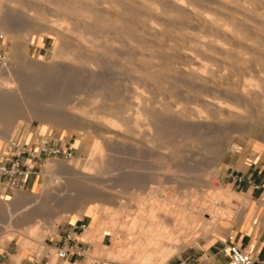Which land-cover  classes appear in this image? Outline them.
Wrapping results in <instances>:
<instances>
[{
	"label": "bare ground",
	"instance_id": "bare-ground-1",
	"mask_svg": "<svg viewBox=\"0 0 264 264\" xmlns=\"http://www.w3.org/2000/svg\"><path fill=\"white\" fill-rule=\"evenodd\" d=\"M8 2V4H11L9 2H13L14 5L17 4V8L21 7L22 9L30 12L31 14L33 13H37V14H34V15H38V13H42V15H46L47 16H52L53 18L55 17L56 19H54V23H57V28H56V34L57 36L62 40L64 39L65 42L63 45H65V47H61V48H64V51H65V56H66V59L67 61H69L70 65H69V69L70 71H74V72H81V74L85 75L87 74L90 75V76H94V75H104L102 73H105L107 72L105 69H107V65L110 64H113L112 67L113 68H118L116 70L113 69V70H116V79L118 78V80L121 82V84L119 85L118 82L119 81H111L115 86L116 84H118L119 86V89L115 91H117L115 93V97H111L110 99V96H107L106 93L109 92L107 90V92L104 91L105 95L107 96V98L109 97V99L107 101H105L104 99H107L104 97H101V95H99L100 92H102L104 90H106V87L109 86V84L106 86L104 85V82H106L107 79L105 78V81L102 82L101 84L104 85L105 88L103 87H100V85H98V95L97 93H95L96 91L93 90L92 88H85V89H92L94 91V93L96 94L95 97H90L89 99H84V98H81L80 95L81 94V90L78 91L77 88H80L81 87V83H80V80H82V78L80 77V80H79V83H80V86L76 83L77 86L79 87H76V88H73L72 87V90L69 91V94H68V97H67V102H60V104H64L62 107L65 108L64 110H67L69 108V110H73V111H81V113L85 116H92V117H87V118H84V120L82 119H78V118H75L74 116H72L70 114V112L68 111H62V112H57V110L55 109V107H60L56 104V102H53L55 103H52L49 101L50 103V106H47L48 104H46V106L42 103H40V100H39V106H42L44 105L47 109L44 111L42 109H38V108H33L31 106V102L33 104L34 101H32L33 99H35V97H29L28 95L30 94H25L24 93V83H29L27 85H29L30 87V84L33 82V78H34V75L33 76H30V77H25L24 76V72H22L21 70H19V72H14L11 71V69L9 70H6L4 72H1L0 73V139H9V138H13V134H14V131L15 129H17V127H20L21 124L24 122V121H27L28 118H30L29 120L31 119H35L37 120L40 124H44V123H48V125L50 124V126H54V125H57L59 127H72L74 129H81L80 131H82V129H91L93 132H95V134H97L96 138L94 139V142H93V145L91 147V151L88 155V159L84 162H82L81 164L79 165H76L74 166L73 169H68L66 168V166L64 167L62 164H59V163H55L54 167H56V170L54 168V172L51 170V169H47V171L45 172V181L43 183V185H41V187L38 189V191L34 194H30V193H26L24 191H20L16 196L18 200L22 201L23 202V205L22 203L20 204V201L18 202V204L22 205L20 207H16L15 205L16 204H13L16 208L13 209V208H10V204L11 202L9 201H6V200H2L0 199V242H3L5 241L6 239L8 240H11V239H15V238H19V242L22 244V246L26 245V242L28 241H38L39 243H41L40 240H42L45 236H47V234L49 233V231L51 230L52 228V224L55 222H61V221H64L66 220V217L69 216V214H71L70 216L72 215H76L78 217H81L83 215H88L91 219V223L89 224V226L86 228L85 232L87 235H90L92 233H95V232H98L100 229L103 228L104 225L108 224L110 225L109 227L113 228L112 230H116L117 229V226L122 223L121 222V219H122V212H123V209L125 208V201H123V197H122V190L124 191H131L132 193L135 194V201L138 205H144L146 203H149L150 205L147 206V209H146V214L144 215H138L137 217L133 216L131 217V219L127 222L126 226L128 228V230H130L131 233L134 232V229H135V226H136V223L138 222L139 224V227H140V242L142 243V245L145 246L146 248V252L144 253L145 254V257L143 258L142 262L145 263V264H148V262H152L153 260V257L158 254L160 256L161 259H169L171 258L172 256H174L175 254H177L178 252L184 250L186 248V246L190 243V242H194L204 231V228L206 227V225H208L207 222H211L210 220L212 219H215L217 216H219L221 212L218 213V211L220 210L221 211V207L219 205L220 203V199L217 198V199H214L212 198V195L210 193V183L208 180L206 179H201V178H198L197 180L194 178L193 180H196L194 181L193 183L189 184V185H192L195 187V190L194 191H191V196H190V200L192 201L193 203V206L191 207V209L187 210L186 207H187V204H186V198H187V195L185 194V189H187V184L184 182L185 180L180 181L178 179H176L175 177L173 176H170L167 172H163V173H156L158 174V177H152L150 178L149 180L147 181H144L142 182L141 180L139 181L137 178H129V177H124V176H121V175H118L116 173H113L114 171V168L111 170L112 168V163H111V155H110V147L114 144H112V142H115L116 143V140L118 139H122L124 137V134L125 132H128V133H131L130 136L132 135L134 131V129L138 128V126L140 124H144V126L147 127V132H145V134H147L146 136L149 137L147 140L150 141V143H152V141H155L157 138H158V127L157 125L159 124V122L163 121L161 120L162 116H160V121L157 120V111L156 109H159L157 108V105L159 104L157 101L158 99L155 100V98H150V99H147V97L149 96H146V99H143V96H142V99H141V96H138L137 93L134 92V90H132L131 87L129 86H125V81H123V79L125 78V75H128L126 73H124V69L123 68V65H126L124 63V61L126 60V58L129 56L128 55V51L131 53V58L133 60L136 59L137 60V67L141 64L140 62V55L142 52H139V48H141L140 45L144 46V44H150V42L148 43H143V40H142V36L143 37H146L144 36L145 34H149L151 35V38L154 36H156V32L159 30L158 27H155L153 26L152 24L155 23V20H156V15L154 13H157V6H153V3H149V0H131L129 1V7H131L130 5V2L131 4L133 5V8L136 7L137 9L135 10H131L130 11L127 6V3H128V0H6ZM203 1V0H202ZM200 0V3L202 2ZM211 1V0H210ZM215 1V0H214ZM223 0H220L219 2H222ZM226 1H229V0H226ZM232 1V0H231ZM248 2V0H246ZM252 1V0H250ZM249 1V2H250ZM259 1V0H258ZM262 1V0H260ZM159 2V3H158ZM158 2H156V4H160L161 3V6H166L168 7L169 4H171L172 6L174 5H177V6H182L181 8H183L185 5H186V11L188 12H185L187 14H185L184 16V11H182V9L180 8V10L183 12L181 13V15L183 16L182 18L184 17H187V15L189 17V21L188 23H191V21H193L192 24H194V21L196 22H201L203 21L204 24L206 25V27H210V28H216L217 31H220L219 33L221 34V32L227 34L228 31L224 28V27H227L226 23L228 24L229 20H231L229 18L228 21H225V25L224 26V23L223 25L221 24V21L220 22H216V20L214 21V19L212 18L211 19H208L207 16L210 14H208L207 12V15L205 16V14L203 15L202 13H200L199 11H196V8H195V5H197V0H158ZM199 2V1H198ZM207 2H209V0H207ZM216 3L215 4H218L217 6H220V3ZM237 2V1H236ZM239 4H241L240 6H236L238 7V9L240 10L241 8L239 7H243V3H241V1H238ZM237 2V4H238ZM245 2V1H244ZM254 2H256L255 4H257V1L254 0ZM168 3V4H167ZM186 3V4H185ZM203 3V6H204V3L205 2H202ZM211 3V2H210ZM213 3V1H212ZM211 3V4H212ZM225 3H230V4H234L235 2L231 3V2H225L223 3V7L225 8ZM263 3V2H262ZM8 4H4V3H0V30L7 34L8 36L12 37V38H15V36L17 35L16 34V27L15 25L13 26V21H12V17L14 16L15 14V17H16V13L14 11L13 13V16H12V13L10 12L11 10L9 9L8 7ZM199 4V3H198ZM207 4V3H206ZM205 6L208 8V6H211V7H214L215 4L213 3L214 6L212 5H206ZM243 4V5H242ZM248 4V3H247ZM250 4V3H249ZM251 4H254V3H251ZM255 4L252 6V8H257L258 6L255 7ZM155 5V4H154ZM202 5V4H201ZM200 5V6H201ZM228 5V4H226ZM260 6V4H258ZM264 5V4H263ZM13 6V5H12ZM160 6V7H161ZM162 6V7H163ZM174 6H173V9H174ZM176 6V7H177ZM199 6V5H197ZM230 6V5H229ZM233 6V5H232ZM159 7V8H160ZM171 6L169 5L168 7V10ZM216 7V6H215ZM222 7V9H223ZM228 8V6H226ZM235 7V6H234ZM11 8V7H10ZM14 8V7H13ZM20 8V9H21ZM157 8V9H159ZM195 8V9H194ZM201 8V7H200ZM219 8V7H218ZM217 8V9H218ZM221 8V6H220ZM232 8V7H230ZM247 8L249 9H252L249 7V5H247ZM246 8V9H247ZM12 9V8H11ZM172 8H170L171 10V13L173 12ZM179 10V7L177 8ZM197 9H199L197 7ZM209 9V8H208ZM213 9V8H212ZM215 9V8H214ZM234 9V8H233ZM232 9V12H235L233 11ZM237 8H235L234 10H236ZM249 10V9H247ZM23 10V11H24ZM161 9H159L160 11ZM165 10V7L164 9ZM177 10V11H178ZM185 10V8H184ZM200 10V9H199ZM202 10H203V7H202ZM206 10V9H205ZM211 10V9H210ZM216 10V9H215ZM224 10H228V9H224ZM231 10V9H230ZM230 10H229V13H230ZM239 10L237 11L239 13V17L237 18H240V16L242 15H247L248 13H243L244 12V9H243V12L241 11L242 15H240L241 13L239 12ZM242 10V9H241ZM260 9L258 8L257 9H254L252 11H259ZM13 11V10H12ZM18 11V10H17ZM16 11V12H17ZM21 11V10H20ZM25 11V14H27ZM145 12H148V14L152 13L154 14L155 16V19L153 20V23H148V18L145 19L147 20V22H145V20H139L140 17H139V21L137 20V22H128V20L131 18H129L127 20V15H135V16H141V19L143 18L142 16V13ZM162 11V10H161ZM161 15L163 13V11L161 12ZM204 11V10H203ZM212 11V10H211ZM216 11H219V10H216ZM22 12V11H21ZM165 12V11H164ZM176 12V11H175ZM174 12V13H175ZM179 12V11H178ZM205 12V11H204ZM210 12V11H209ZM219 12H221L222 14V11L220 10ZM235 12V14L237 13ZM19 13V12H18ZM17 13V14H18ZM24 12H22L23 14ZM29 13V15H31ZM143 13V14H144ZM159 13V14H160ZM166 13V12H165ZM164 13V14H165ZM168 14L170 12H167ZM206 13V12H205ZM214 13V11H213ZM216 13V12H215ZM225 13V12H224ZM223 13V14H224ZM251 13V12H250ZM260 13V12H259ZM258 13V14H259ZM262 14L263 11H261ZM260 13V15H262ZM24 14V15H25ZM147 14V13H145ZM149 14V15H150ZM157 13V16L159 15ZM177 14V13H176ZM180 14V12H179ZM178 14V16H179ZM218 14V13H217ZM220 14V17L221 19L223 18V14L221 15ZM227 16L225 15L224 17H228V13H226ZM253 14H257V13H252L251 16ZM148 15V16H149ZM161 15H159L160 17H162ZM167 15V14H166ZM166 15H163L166 17ZM180 15V16H181ZM19 16V15H18ZM17 16V17H18ZM32 16V15H31ZM29 16V17H31ZM41 16V15H40ZM43 17L41 16L43 19H46V18H50V17ZM135 16H133L134 18H136ZM145 16V15H144ZM147 16V17H148ZM168 16V15H167ZM170 16L173 18V13L170 14ZM179 16V17H180ZM210 16V15H209ZM216 16V14L214 15ZM231 16V15H230ZM229 16V17H230ZM237 16V15H236ZM251 16H249L250 18H252ZM21 17H24V16H20L19 19H21ZM27 17H28V14H27ZM26 17V18H27ZM39 17V16H38ZM170 17V18H171ZM179 17L177 20H179ZM212 17V16H211ZM218 17V15L216 16ZM232 17V16H231ZM243 17V16H242ZM249 17L247 19H249ZM258 17V16H257ZM263 17V16H262ZM14 18V17H13ZM36 18V17H35ZM40 18V17H39ZM145 18V17H144ZM153 18V16L151 17ZM164 18V17H162ZM186 18V19H187ZM219 18V17H218ZM234 18V17H233ZM246 18V16H245ZM256 18V16L254 17V19ZM260 17H258L259 19ZM16 19V18H15ZM23 19V18H22ZM22 19L20 21H22ZM41 19V18H40ZM150 19V18H149ZM165 20L168 19V18H164ZM162 19V21L164 20ZM176 19V18H175ZM185 19V18H184ZM217 19V18H216ZM219 19V20H221ZM225 19V18H224ZM244 18H242L243 20ZM253 19V18H252ZM251 19V20H252ZM262 18H260L261 20ZM31 20V19H30ZM29 20V21H30ZM36 20V19H35ZM39 20V19H38ZM50 20V19H49ZM53 20V19H52ZM51 20V21H52ZM129 20V21H130ZM159 20V19H157ZM181 20V18H180ZM226 20V19H225ZM238 20V19H237ZM241 20V18H240ZM241 20V21H242ZM259 20V21H260ZM264 18L261 20L263 21ZM15 21V20H14ZM16 21H18L16 19ZM15 21V23H17ZM25 21V19H24ZM28 21V20H27ZM40 21V20H39ZM37 21V22H39ZM132 21H135V20H132ZM169 21V20H168ZM171 21V19H170ZM173 21V20H172ZM176 21V20H175ZM174 21V22H175ZM185 21L182 19V22ZM254 21H257V20H254ZM257 21V23H260ZM34 23L36 25V22H33V21H30V24ZM43 22H48V21H43ZM42 22V23H43ZM160 22V20L158 21ZM166 23H168L167 21H164ZM172 22V27H176V26H173V23ZM177 22V21H176ZM175 22V23H176ZM181 21H179L178 23H180ZM181 22V23H182ZM222 22H224V20H222ZM234 22H236V18L234 20ZM245 22L249 23V20H245ZM252 24H253V21H251ZM26 24V22H24ZM40 23V22H39ZM53 23V22H51ZM161 24H164L162 22H160ZM158 23V24H160ZM165 23V25H162V26H167ZM177 23V24H178ZM184 23V22H183ZM182 23V24H183ZM233 22H231L230 25H232ZM244 22H242L243 24ZM245 23V24H246ZM256 23V24H257ZM24 24V25H25ZM29 24V23H27ZM34 24H32L33 26H35ZM50 24V23H48ZM156 24V23H155ZM160 24V25H161ZM176 24V25H177ZM187 22L184 24V26H187L186 25ZM203 24V23H202ZM204 24H203V27H204ZM234 24V23H233ZM237 24V22H236ZM234 24V25H236ZM239 26L241 24V22L238 23ZM17 25V24H16ZM39 25V24H37ZM36 25V26H37ZM51 25V24H50ZM159 25V26H160ZM180 25V24H179ZM190 25V24H189ZM188 25V28L191 26ZM197 25V24H196ZM199 25V23H198ZM197 25V26H198ZM201 25V24H200ZM233 25V26H234ZM251 25V24H250ZM263 25V24H262ZM19 26V25H18ZM21 26V25H20ZM29 26V25H28ZM32 26V27H33ZM35 26V27H36ZM171 26V25H169ZM195 26V24H194ZM196 26V27H197ZM243 26V25H242ZM254 26V25H253ZM252 26V27H253ZM257 26V25H256ZM261 26V25H260ZM31 27V25H30ZM29 27V28H30ZM52 27H55L54 25ZM171 27V28H172ZM181 27V26H180ZM179 27V28H180ZM193 27V26H191ZM230 27V26H229ZM237 28H239L237 25H236ZM248 29L250 28L249 27V24H248ZM24 28V27H23ZM158 28V29H157ZM167 28V27H166ZM169 28V27H168ZM168 28H167V34H168ZM209 28V29H210ZM235 28V26L233 27ZM232 27H230V29H232V31L234 30ZM236 30L238 32L241 33V31H239L241 29H237ZM245 28V27H244ZM254 28V27H253ZM256 28V27H255ZM254 28V29H255ZM259 28V27H258ZM18 29V27H17ZM20 29V28H19ZM22 29V28H21ZM40 29V28H39ZM165 29V28H163ZM177 27L175 29H171V30H176ZM183 29V27H182ZM186 29V28H184ZM209 29H207L208 31H210ZM246 29V28H245ZM244 29V30H245ZM260 29V28H259ZM37 30H38V27H37ZM41 30V29H40ZM54 30V29H53ZM162 30V27L161 29ZM166 30V29H165ZM164 30V31H165ZM170 30V28H169ZM191 32H192V28L190 29ZM195 30V29H194ZM205 30V28L203 29V31ZM234 30V31H236ZM243 30V29H241ZM243 30V33H245V36L249 38H251L252 36H248L246 35V32H244ZM253 30V29H251ZM250 30V31H251ZM257 30V29H256ZM255 30V31H256ZM20 31V30H19ZM31 31V30H30ZM55 31V30H54ZM177 31V30H176ZM174 32V34H177L179 31L181 32V30H179L178 32ZM185 31V30H184ZM196 31V30H195ZM206 31V30H205ZM204 31V32H205ZM217 31H216V34H217ZM230 30V32H232ZM233 31V32H234ZM236 31V33H238ZM246 31H249L246 29ZM253 30V33L255 32ZM264 31V30H262ZM260 31V33L262 32ZM161 32L162 34V31H159ZM173 33V31H171ZM169 32V34L171 33ZM179 32V33H180ZM183 32V31H182ZM181 32V33H182ZM187 32H189V30H187ZM185 31V33H187ZM203 32V33H204ZM215 33V30L213 31ZM212 32V33H213ZM232 32V33H233ZM252 32V31H251ZM258 32V31H257ZM256 32V33H257ZM53 33V32H52ZM166 34V32H164ZM171 33V34H172ZM193 33V32H192ZM192 33H189V34H192ZM203 33H201L202 35V39L204 38L203 37ZM207 33V32H206ZM205 33V34H206ZM211 35H213L211 39H214V34H212L211 32H209ZM209 33L207 35H209ZM219 33H218V36H219ZM259 33V32H258ZM259 33V34H260ZM264 33V32H263ZM157 34H160V33H157ZM164 34V35H165ZM168 34V35H169ZM173 34V35H174ZM187 33L188 36L191 37V35H189ZM196 34L197 33H194V36L196 37ZM204 34V35H205ZM224 34V35H225ZM229 34V33H228ZM227 34V35H228ZM239 34V33H238ZM237 34V36L239 37V35ZM247 34H250V33H247ZM172 35V36H173ZM186 35V36H187ZM223 35V36H224ZM231 35V33H230ZM229 35V36H230ZM233 35V34H232ZM231 35V36H232ZM236 35V34H235ZM257 35V34H256ZM19 38L20 36L17 35ZM16 36V38H17ZM62 36V37H60ZM154 36V37H155ZM161 36V35H160ZM166 36V35H165ZM171 36V35H170ZM171 36V38H172ZM176 36V35H175ZM187 36V37H188ZM193 34H192V38H194ZM198 38H199V34L197 35ZM218 36H216L215 38H217ZM229 36H225V39L226 37L229 38ZM240 36H243L242 39H244V35H241ZM148 39H149V36H147ZM157 37V36H156ZM155 37V38H156ZM162 37V36H161ZM164 37V36H163ZM162 37V38H163ZM168 37V36H167ZM167 37H164L167 39ZM178 37H182L178 34ZM177 37V38H178ZM186 37V38H187ZM207 37V36H206ZM205 37V38H206ZM208 37H211V36H208ZM220 37V36H219ZM237 37V39H238ZM18 38V39H19ZM154 38V39H155ZM178 38V39H179ZM185 38L184 36L181 38V40ZM185 38V39H186ZM222 38V37H221ZM231 38V37H230ZM229 38V39H230ZM233 39L235 38L232 37ZM232 38L230 39V41L232 40ZM240 38V37H239ZM144 39V38H143ZM146 39V40H148ZM152 40L151 41H156V40ZM158 39H161L160 37H158ZM170 39V38H169ZM174 39H176L174 37ZM209 39V38H208ZM210 39V40H211ZM220 40V38H217ZM241 39V40H242ZM142 40V41H141ZM164 40V39H163ZM180 40V39H179ZM184 40V39H183ZM190 40V39H189ZM192 40V39H191ZM193 40H196V39H193ZM192 40V41H193ZM198 40V39H197ZM196 40V41H197ZM204 40V39H203ZM206 40V39H205ZM215 40V39H214ZM213 40V41H214ZM223 40V39H222ZM239 40V39H238ZM237 40V43L239 42ZM247 40V39H246ZM246 40H243L244 43H246ZM252 40V39H251ZM262 40V39H261ZM22 41V40H21ZM20 41V42H21ZM24 41V40H23ZM60 41V40H59ZM150 41V40H148ZM168 41L167 40H164ZM163 41V42H164ZM191 41V42H192ZM195 41V43H196ZM212 41V40H211ZM227 41V40H226ZM19 42V41H18ZM25 42V41H24ZM140 42H142L140 44ZM144 42H146L144 40ZM162 42V41H161ZM170 42H171V39H170ZM170 42L168 45H170ZM173 42V41H172ZM172 46L173 44L176 46L175 43L179 44L178 41H175V43H172ZM182 41H180L181 43ZM199 42L201 43L202 41H200L199 39ZM205 42V41H204ZM222 42V41H221ZM219 42V43H221ZM228 42V41H227ZM226 42V43H227ZM233 42V40L231 41ZM235 42V40H234ZM248 42V40H247ZM154 44V42H152ZM157 43H159V40H157ZM157 43L155 42V44L157 45ZM190 43V42H188ZM194 43V42H193ZM198 43V42H197ZM207 43V42H206ZM210 43V41H208V44ZM216 43H218V41H216ZM218 43V45H219ZM242 43V44H244ZM249 43V42H248ZM251 43V42H250ZM55 44V43H54ZM153 44H151L150 47H147V48H154L155 46H152ZM154 44V45H155ZM161 44V43H160ZM165 44V42H164ZM199 44V43H198ZM202 44H205V43H202ZM223 44V43H222ZM239 43V45H242ZM247 44V43H246ZM245 44V49L247 48H251V47H247V46H250V45H246ZM253 44V43H252ZM58 45V43H57ZM56 45V46H57ZM163 45V44H162ZM189 45V44H188ZM192 45V44H191ZM189 46V49L190 47H193L192 46ZM217 45V46H218ZM224 45H227V44H224ZM224 45H222L224 47ZM230 45V44H229ZM238 45V46H239ZM18 46V44H17ZM147 46V45H146ZM161 46V45H160ZM159 46V47H160ZM165 45H163V48H164ZM167 46V45H166ZM165 46V48H166ZM185 46H186V43H185ZM197 46H201L200 45H197ZM209 46V45H208ZM211 46L216 50V48L213 46V44H211ZM210 46V47H211ZM216 46V45H215ZM221 46V44H220ZM253 47V45H251ZM145 47V46H144ZM158 47V46H157ZM181 47V46H180ZM187 47V46H186ZM211 47V48H212ZM219 47V46H218ZM230 47H233L232 45ZM229 47V48H230ZM235 47H237V45L235 44ZM231 48L232 50L235 48ZM247 47V48H246ZM19 48V46L17 47ZM146 48V49H147ZM152 48V52H153V49ZM156 48V47H155ZM162 48V49H163ZM169 48V46H168ZM173 48V47H172ZM178 48V51H174L172 49V51H174L175 54H177L179 52V47ZM197 48V47H196ZM199 48V47H198ZM201 48V47H200ZM204 48V47H203ZM206 50L207 51L208 49H210L209 47H207L206 45ZM204 48V49H205ZM212 48V49H213ZM220 48V47H219ZM219 48H217V50H220ZM222 48V47H221ZM13 49H16L15 45L12 47V50ZM20 49V48H19ZM145 49V48H144ZM162 49H159L161 52H162ZM170 49H171V46H170ZM176 49V48H175ZM188 51L190 53V56H191V52L193 53V50L189 51L187 48H184L183 50ZM195 49V48H193ZM213 49V50H214ZM18 50V49H17ZM63 50V49H62ZM156 50V49H155ZM158 50V48H157ZM165 50V51H164ZM183 50L180 51L183 53ZM211 50V49H210ZM210 50L208 51V53L210 52ZM224 50H225V47H224ZM223 48L222 50L220 51H224ZM229 50V49H227ZM57 51V50H56ZM141 51V50H140ZM147 51H149L147 49ZM168 51V49H163V53L162 55H165L164 52ZM170 51V50H169ZM166 52L167 56H163L164 57V60H167L166 57H169L168 53H171L172 51L170 52ZM202 51V50H201ZM204 51V50H203ZM204 51V52H205ZM17 52V51H16ZM146 52V51H145ZM144 52L143 56L146 55ZM156 52V51H155ZM154 52V53H155ZM158 52L157 51V54L155 55H158ZM179 52V53H180ZM188 52H186L187 54H189ZM214 52V51H213ZM217 52V51H216ZM229 52V51H227ZM231 52V50H230ZM229 52V53H230ZM233 52H235L233 50ZM11 55L14 54V59L17 61L19 60V55L17 56V54L13 51L10 52ZM154 53H150V56H149V53L147 56L150 57V59L152 60L155 56H154ZM219 53V51L217 52ZM221 53V52H220ZM224 53V52H223ZM222 53V54H223ZM236 53H238V51H236ZM252 53V52H251ZM260 53V52H259ZM172 54V58L176 57L178 58L177 56H174L173 53ZM170 54V55H171ZM207 54V53H205ZM221 54V55H222ZM234 54V53H233ZM232 54V55H233ZM161 55V54H160ZM182 55V54H181ZM201 55V54H200ZM224 55V54H223ZM227 56V54H225ZM246 55V54H245ZM22 56V55H21ZM174 56V57H173ZM188 56V57H190ZM225 56V58H226ZM231 56V55H230ZM239 57V55H237ZM236 56V57H237ZM27 57V56H26ZM130 57V56H129ZM128 57V58H129ZM133 57V58H132ZM157 57V56H156ZM160 57V56H159ZM182 57V56H181ZM187 57V58H188ZM207 57V56H206ZM250 57V56H249ZM25 58V57H24ZM127 58V60H128ZM143 57H141L142 59ZM148 59V57H146ZM170 59L169 60H172L171 57H169ZM180 58V57H179ZM186 58V57H185ZM191 58V57H190ZM194 57H192L193 59ZM224 58V59H225ZM234 58V57H233ZM129 59V61H130ZM156 59V58H155ZM210 59V58H209ZM232 59V58H231ZM243 59V58H242ZM22 60V58L20 59V61ZM112 60V61H110ZM114 60V62H113ZM145 60V58H143L142 60V63L143 61ZM163 60V59H162ZM197 60V59H196ZM195 60V61H196ZM226 60V59H225ZM240 60V59H239ZM244 60H246L244 58ZM134 61V60H133ZM131 62V63H134V62ZM149 61V60H148ZM156 61H159V60H156ZM174 61V59H173ZM171 61V62H173ZM182 61V60H181ZM194 61V60H193ZM194 61V62H195ZM201 61V60H200ZM243 61V60H242ZM113 62V63H111ZM150 62V61H149ZM155 62V60L153 61ZM152 62V63H153ZM165 62V61H164ZM171 62H169V66H174V64H170ZM184 62V61H183ZM198 62V61H197ZM205 62V61H204ZM212 62V61H211ZM248 62V60H247ZM258 62V61H257ZM263 62V61H262ZM23 63V66L25 69H29L31 70V72H33L32 74H41V72H39V69L42 70L41 66L38 64V63H34L33 61H31L30 59L28 58H25V60L22 62ZM60 63V61H59ZM129 63V62H128ZM139 63V65H138ZM146 63V62H145ZM151 63V62H150ZM149 66L150 69H152L154 67V64H152ZM157 63L158 65H161V63L159 62H155ZM181 63V62H180ZM219 63V62H218ZM240 63V62H239ZM243 63H245L243 61ZM250 63V62H249ZM144 64V63H143ZM166 64V63H165ZM168 64V63H167ZM166 64V65H167ZM179 64V63H178ZM209 64V63H208ZM238 64V63H237ZM235 64V65H237ZM241 64V63H240ZM252 64V63H251ZM135 65V66H136ZM156 66V68L159 69V66ZM163 65V64H162ZM165 65V68H167V66ZM176 65V64H175ZM184 65V64H183ZM193 65V64H192ZM200 65V64H199ZM222 65V64H221ZM247 65L248 64H245V68L246 70L247 69H253V68H247ZM254 65V64H252ZM127 66H129L127 64ZM126 66V67H127ZM134 66V65H133ZM142 66V65H141ZM143 66H147V63L146 65H143ZM142 66V67H143ZM170 66V67H171ZM202 66V64L200 65ZM204 66V65H203ZM226 66V65H225ZM234 66V65H233ZM241 66V65H240ZM240 66H236L237 68L239 67L238 69V72H242V71H239L240 70ZM251 66V65H250ZM21 67V66H20ZM40 67V68H39ZM55 67V66H54ZM125 67V66H124ZM131 66H129L130 68ZM141 67V68H142ZM148 67V66H147ZM148 67V69H149ZM170 67L168 69H166V71H171L170 70ZM176 67V66H175ZM194 67V66H193ZM243 66H241V69H242ZM251 67H255L256 71L258 70L257 67L254 65V66H251ZM22 68V67H21ZM20 68V69H21ZM22 68V69H24ZM58 68V67H57ZM146 68V67H145ZM163 68V66H162ZM178 68V67H177ZM181 68V66H180ZM183 68H185V70L187 69V67H182V70H179L181 71V74L183 72V77L185 79V76L186 77H189L192 78L190 79L193 80L195 79L194 81H197L198 82L200 81V85L199 86H196L193 87V88H190L191 91H189V89H185L184 92H190L189 96H191V92H192V98L191 97H188L191 102H188L189 100H187V103L188 106L190 104H193L194 106H197V107H201V109H205V110H208L209 111H212V113H215L214 115L211 114V112H209V115L216 119L218 118V121H222L223 120H228L227 122H229V120L231 121L232 119L236 120L237 121L239 120L238 117L240 115V113H242V110H243V113L245 110H249V109H252L253 107H256V108H259L258 110H263L264 111V76L263 74L259 76L256 75L255 72H253L257 77H258V80L256 82V84H252V83H249V81H247L246 78H243L242 80V77L245 76L246 73H244L246 70H244V74L243 76H241V80L237 77V75L235 76L237 79H239L240 81L237 82L236 80H234L235 82L234 83H231V81L228 82L231 83L228 85L225 86V82L227 80V74H223L225 75L226 78H223L222 76L223 75H220L221 76V79L223 78L225 80L222 79L220 81H223V82H220V85L219 83L217 82L216 85L214 84H211V78L209 80V77L208 74H206L204 72L203 75H201V73L199 71H197V67H196V71L193 69V70H190L188 69V71L184 70ZM190 68V67H188ZM204 68V67H203ZM202 68V69H203ZM206 68V67H205ZM204 68V69H205ZM208 68V67H207ZM235 68V66H234ZM233 68V69H234ZM24 69V70H25ZM62 69V68H61ZM67 70V67L65 68ZM128 69V68H127ZM132 68H130L129 70H131ZM144 69V68H143ZM143 69H139V68H135L133 67L132 70H135L136 74L137 73H140L141 71H143L144 73H148V71H144ZM147 69V68H146ZM147 69V70H148ZM157 69V70H158ZM172 69H174V67H172ZM176 69V68H175ZM173 70V72L175 71L176 73L174 74H177L179 73V71L176 69V70ZM192 69V68H191ZM201 69V68H200ZM199 69V70H200ZM232 69V68H231ZM16 70V69H15ZM28 70V71H29ZM44 70V69H43ZM42 70V71H43ZM56 70V69H55ZM60 70V69H59ZM108 70V69H107ZM132 70L129 71L132 73ZM156 70V71H157ZM164 70V69H163ZM190 70V71H189ZM207 70V69H206ZM204 70V71H206ZM210 70V69H208ZM223 70V69H222ZM264 71V69H262ZM261 70V71H262ZM63 71V70H62ZM110 71V72H109ZM107 73L110 75V73L112 72L111 70H109ZM128 71V70H127ZM178 71V72H177ZM214 71V69L212 70ZM211 71V72H212ZM219 71V70H218ZM235 70L233 72H230V75H232V73H235ZM253 71V70H252ZM251 71V72H252ZM45 72V71H44ZM142 72V73H143ZM172 72V71H171ZM200 74H199V73ZM203 72V71H201ZM210 72V73H211ZM221 72V71H220ZM225 72V71H224ZM223 72V73H224ZM247 72H250L249 70ZM250 72V73H251ZM50 73V71L48 72ZM106 73V74H107ZM114 74V71L112 72ZM130 73V74H131ZM141 73V74H142ZM152 73V72H151ZM149 73V74H151ZM215 75H216V70L214 71ZM213 73V74H214ZM222 73V72H221ZM249 73V74H250ZM67 74V73H66ZM75 74H78V73H75ZM80 74V73H79ZM134 74V72L132 73ZM146 74H144L146 76ZM148 74V76H149ZM207 75V76H204V75ZM212 74V75H213ZM218 74V72H217ZM237 74V73H236ZM240 74V73H239ZM248 74V76H250ZM27 75V74H25ZM82 75V77H83ZM112 75V74H111ZM110 75V76H111ZM143 75V74H142ZM154 75V74H153ZM230 75L228 76L230 78ZM247 75V74H246ZM40 76V75H39ZM77 76V75H76ZM79 76V75H78ZM109 76V77H110ZM113 76V75H112ZM124 76V78H123ZM129 76V75H128ZM128 76H126V78L128 79ZM133 77V75H131ZM210 76V74H209ZM233 76V77H234ZM239 76V75H238ZM246 76V77H248ZM253 76V75H251ZM69 77V76H68ZM100 77V76H99ZM131 77V78H132ZM141 77V76H140ZM144 77V76H143ZM152 77V76H151ZM177 77V76H176ZM213 77V76H212ZM215 77H218V76H215ZM240 77V76H239ZM71 78V77H69ZM73 78V77H72ZM86 78V77H85ZM89 78V76H88ZM92 78V77H91ZM114 78V77H113ZM112 77H110L111 80H114ZM125 78V79H126ZM138 78V76H137ZM150 78V77H149ZM159 78V77H158ZM214 78V77H213ZM220 78V77H219ZM228 78V79H229ZM250 78V77H248ZM96 79V78H95ZM124 79V80H125ZM135 79V78H134ZM140 79V78H139ZM138 79V80H139ZM153 79V77H152ZM188 79V78H187ZM187 79H185L187 81ZM218 79V78H217ZM233 79V78H232ZM251 79V78H250ZM253 79V78H252ZM37 80V79H36ZM39 80V79H38ZM41 80V79H40ZM86 80V79H85ZM84 80V81H85ZM94 80V78L92 79ZM89 79V84L90 82L92 81ZM100 80L102 81L101 77H100ZM149 81V79H146ZM155 80V79H154ZM176 80V79H175ZM179 80V79H178ZM245 80V81H244ZM32 81V82H31ZM83 81V82H84ZM88 81V80H87ZM87 81H85V83H87ZM99 81V82H101ZM108 81V80H107ZM131 81V79H130ZM190 81H187L184 83L182 82L180 84V81H179V85H184L187 83H189ZM193 81V82H194ZM214 81V80H213ZM212 81V82H213ZM217 81V80H215ZM219 81V80H218ZM247 81V82H246ZM250 81H253V80H250ZM254 81H256V79L254 78ZM39 82V81H38ZM93 82V81H92ZM91 82V83H92ZM95 82V81H94ZM93 82V83H94ZM110 82V83H111ZM119 82V83H120ZM124 82V84H122ZM134 82H136L134 80ZM139 81H137L138 83ZM144 82V81H142ZM156 82V81H155ZM160 81L156 82V83H159ZM36 83V82H35ZM42 83V82H41ZM40 83V84H41ZM107 83V82H106ZM111 83V84H112ZM116 83V84H115ZM130 83L129 85L131 86V82H128ZM128 83H126L128 85ZM133 83V82H132ZM135 84V85H132V86H136L138 84ZM169 83V82H168ZM175 83V82H174ZM192 83V81H191ZM224 86H222V84ZM254 83V82H253ZM72 83V86L74 85ZM88 84V83H87ZM134 84V83H133ZM152 84V82H151ZM195 83H193L194 85ZM198 84V83H197ZM227 84V83H226ZM26 85V86H27ZM32 85V84H31ZM33 85H34V82H33ZM48 85V84H47ZM75 85V86H76ZM86 85V84H85ZM84 85V86H85ZM139 85H144V84H139ZM186 85L184 86V88L186 87ZM189 85V84H188ZM255 85V87L253 86ZM40 86V85H39ZM83 86V84H82ZM83 86V87H84ZM90 86V85H89ZM87 86V87H89ZM93 86V85H92ZM96 86V85H94ZM93 86V88H95ZM146 86V85H145ZM144 86V87H145ZM150 84L146 87H149ZM174 85H172L173 87ZM176 86V84H175ZM33 87V86H31ZM30 87V88H31ZM41 87V86H40ZM49 87V86H48ZM47 87V88H48ZM91 87V86H90ZM117 87V86H116ZM139 87V86H137ZM142 87V86H141ZM145 87V88H146ZM180 87V86H177V88ZM182 87V86H181ZM191 87V86H190ZM27 88V87H26ZM35 88H38V87H35L34 86V89ZM97 88V87H96ZM102 88V89H101ZM150 88L149 87V91H148V94L150 91ZM153 88V87H152ZM151 88V89H152ZM167 88H170V87H167ZM183 88V87H182ZM188 88V87H187ZM68 89V88H67ZM76 89V90H75ZM84 89V88H83ZM101 89V90H100ZM108 89V88H107ZM110 89V88H109ZM113 89V87H112ZM139 89V88H138ZM154 89V88H153ZM152 89V90H153ZM176 87L173 89L175 90ZM180 88H178V91H179ZM24 90V91H23ZM114 90V89H113ZM112 91V93L114 94L115 91ZM137 90V88H136ZM148 90V89H147ZM155 90V89H154ZM154 90L152 92H154ZM172 89L170 90L171 92L173 91ZM184 90V89H183ZM183 90L179 91V92H182L183 93ZM256 90V91H255ZM27 91V90H26ZM32 91V90H31ZM86 90H82L83 93H85ZM92 91V92H93ZM100 91V92H99ZM110 91V92H111ZM168 91V90H167ZM170 91H168L170 94ZM177 89L174 92H176ZM255 91V93H254ZM87 92V91H86ZM92 92L88 93L91 94L92 96ZM147 92V91H146ZM178 92V95L180 94ZM140 93V92H138ZM158 93V91H157ZM157 93H155L156 95H158ZM60 94V93H59ZM103 94V92H102ZM109 94V93H108ZM177 94V93H176ZM185 94V95H186ZM44 95V94H43ZM150 95L154 96L153 94L150 93ZM160 95V94H159ZM172 95V94H171ZM170 95V96H171ZM184 95V94H183ZM180 96V97H184V96ZM37 96V95H35ZM86 96V95H84ZM83 96V97H84ZM114 96V95H112ZM165 96V95H164ZM156 97V96H154ZM158 97V96H157ZM156 97V98H157ZM160 97V96H159ZM158 97V98H159ZM168 97V95H167ZM186 97V98H187ZM163 98V97H162ZM176 98V97H175ZM37 99V97H36ZM39 99V98H38ZM37 99V101H38ZM66 99V98H65ZM161 99V98H160ZM164 99V98H163ZM163 99L161 100L163 102ZM170 99V98H169ZM172 99V98H171ZM177 101L179 100L178 97L176 98ZM174 100V99H173ZM182 100V98H181ZM185 100V98H184ZM57 101V100H55ZM165 101V100H164ZM170 101V100H169ZM168 101V102H169ZM176 101V100H175ZM42 102V100H41ZM161 102V103H162ZM183 102V101H182ZM36 103V102H35ZM34 103V104H35ZM46 103V102H45ZM165 102H163L164 104ZM173 103V101H172ZM176 103V102H175ZM179 103V102H177ZM186 103V102H185ZM33 104V105H34ZM41 104V105H40ZM166 104V103H165ZM170 104V102L168 103V105ZM183 104V103H182ZM167 105V104H166ZM178 105V104H177ZM192 105V107H193ZM165 106V105H164ZM171 106V105H169ZM176 106V104L174 105ZM173 106V107H174ZM187 106V105H186ZM191 106V105H190ZM85 107H87L85 110ZM168 106H166L165 108H167ZM172 107V106H171ZM177 107V106H176ZM175 107V108H176ZM179 107H181L179 105ZM43 108V107H42ZM61 108V107H60ZM67 108V109H66ZM164 108V107H162ZM173 108V109H175ZM184 107H182L183 109ZM194 108V107H193ZM249 108V109H248ZM171 109V110H173ZM180 109V108H178ZM177 109V110H178ZM189 109V108H188ZM196 110V108H194ZM255 109V108H254ZM56 110V111H55ZM169 110V109H168ZM167 110V111H168ZM169 110V111H171ZM184 110V109H183ZM193 110V109H192ZM199 111H201L200 109H198ZM197 110V114L199 113ZM239 110H241V112H239ZM256 110V109H255ZM166 111V109L164 110ZM166 111V113H167ZM174 111V110H173ZM182 111V110H181ZM179 111L178 116H179V113L181 112ZM254 111V110H253ZM259 111V112H260ZM160 110L158 111V114H161L159 113ZM162 112V111H161ZM176 112V110H175ZM185 112V111H184ZM191 112V111H190ZM207 111H205L206 113ZM163 113V112H162ZM164 113V114H166ZM186 113H188V111H186ZM185 113V115H186ZM246 113V112H245ZM254 113V112H253ZM263 113V112H261ZM169 114V112H168ZM166 114V116L168 115ZM174 114V112H173ZM192 114V112H191ZM208 114V113H207ZM247 114V113H246ZM251 114L250 112L247 114L249 115ZM80 115V114H79ZM81 115V116H83ZM171 115V113L169 114ZM183 115V114H182ZM195 115V113L193 114ZM245 115V114H244ZM252 115V114H251ZM176 116V115H175ZM180 116H181V113H180ZM190 117H193L191 115H189ZM208 115H206L207 117ZM241 116V119L242 120V114L240 115ZM257 116V115H256ZM165 118V116H163ZM171 117V116H170ZM174 117V116H173ZM185 117V116H184ZM190 117H187V118H190ZM197 117H200L197 116ZM196 116H194V119L197 118ZM205 117V119L207 120V118ZM209 117V116H208ZM209 117V119L211 118ZM168 118V117H166ZM172 118V117H171ZM176 118H179V117H175V121H176ZM211 118V119H212ZM246 118V117H245ZM252 118V117H251ZM255 118V117H254ZM258 118V117H257ZM184 120L183 117L180 118V120ZM202 119V118H201ZM253 119V118H252ZM166 120V119H165ZM164 120V121H165ZM173 120V119H171ZM169 120V121H171ZM190 120V119H188ZM199 120V118H198ZM197 122H200L198 121ZM205 120V121H206ZM217 120V119H216ZM63 121H66V125H64L62 122ZM140 121H143V123H140ZM157 121L158 124H157ZM175 121H173L175 123ZM177 121H179V119H177ZM187 121V119L185 120ZM193 121V119H192ZM211 121L213 124H217L213 122V120H209ZM208 121V123H209ZM168 122V120H167ZM166 122V123H167ZM182 122V121H181ZM180 122V123H181ZM195 122V121H194ZM192 122V123H194ZM195 122V123H197ZM204 124V121L202 120L200 123ZM211 122L209 125H211ZM236 122V121H235ZM164 123V122H162ZM179 123V122H178ZM184 123V122H183ZM189 123H191V121H189ZM207 123V124H208ZM225 123V122H223ZM219 125V126H222V124ZM240 123V122H239ZM165 124V123H164ZM170 124V123H169ZM182 124V123H181ZM179 124V126L181 125ZM167 125V124H166ZM173 125V124H171ZM175 125V124H174ZM187 125L188 124V121H187ZM215 125V126H216ZM176 126H177V123H176ZM190 126V125H189ZM215 126L213 125L212 127L215 128ZM238 126V125H237ZM102 127L106 128V130H102ZM145 127V128H146ZM160 127V126H159ZM162 127V126H161ZM165 127V126H164ZM170 127V126H169ZM178 127V126H177ZM183 127V126H182ZM181 127V128H182ZM206 127V126H205ZM211 127V126H210ZM143 128V127H141ZM180 128V129H181ZM194 128V127H193ZM196 128V127H195ZM202 129V127H200ZM208 129V125L206 127ZM140 129V127H139ZM165 129V128H164ZM204 129V128H203ZM210 129V128H209ZM215 129H219L218 128H215ZM227 129V128H226ZM161 130V129H160ZM168 130V129H167ZM166 130V131H167ZM183 130V129H182ZM211 130H213L211 128ZM210 130V131H211ZM220 130V129H219ZM138 131V130H137ZM141 131V130H140ZM162 131V134H163V129L161 130ZM170 131V130H169ZM167 131V132H169ZM176 131V130H174ZM178 131V130H177ZM180 131V130H179ZM185 131V129H184ZM198 131V130H197ZM92 132V133H93ZM142 132V131H141ZM142 132V133H143ZM166 132V133H167ZM192 132V131H191ZM216 132V131H215ZM138 133V135L140 136L141 133L138 132H135L133 133L136 134ZM165 133V132H164ZM174 133V132H173ZM178 133V132H177ZM183 133V132H182ZM185 133V132H184ZM193 133V132H192ZM207 133V132H206ZM212 133V132H211ZM234 133V132H233ZM168 134V133H167ZM166 134V135H167ZM186 134V133H185ZM195 134V133H194ZM126 135V134H125ZM129 135V134H127ZM164 135V134H163ZM170 135V133L168 134ZM187 135V134H186ZM207 135V134H205ZM123 136V137H122ZM136 136V135H135ZM160 136V134H159ZM165 136V135H164ZM171 136H175V135H171ZM179 136V135H178ZM141 137V136H140ZM162 137V136H161ZM177 136H175L176 138ZM182 137V136H181ZM192 137V136H191ZM190 137V138H191ZM126 137H124V139H122L123 141L129 139L127 137V139H125ZM132 138V137H130ZM160 138V137H159ZM174 138V137H173ZM173 138L171 140V137L170 139H168L167 141H169V143H172L170 141H173ZM174 138V139H175ZM179 138V137H178ZM196 137H194L195 139ZM143 139V136L142 138ZM161 139V138H160ZM167 139V137H166ZM165 139V140H166ZM193 139V138H192ZM122 140H119L117 142H122ZM133 140V139H132ZM164 138H163V141H165ZM129 141V140H127ZM131 141V140H130ZM145 141V140H144ZM147 141V142H148ZM175 142L177 141V138L174 140ZM182 141V138L181 140ZM186 141V140H185ZM183 141V142H185ZM132 142V141H131ZM146 142V141H145ZM156 142L159 143V140H157ZM162 142V141H161ZM160 142V143H161ZM166 142V141H165ZM178 142V141H177ZM159 143V144H160ZM164 143V142H163ZM162 143V144H163ZM168 143V142H166ZM147 144V143H146ZM160 144V145H162ZM173 144V143H172ZM178 144V143H177ZM181 144V142H180ZM149 145V143H148ZM152 145V144H151ZM150 145V146H151ZM155 145V144H154ZM164 145V144H163ZM170 144H168V148ZM174 145V144H173ZM153 146V145H152ZM166 146V145H165ZM183 146V145H182ZM149 147V146H148ZM161 147V146H159ZM158 147V148H159ZM181 147V146H180ZM162 148V147H161ZM167 148V149H168ZM174 148H177V147H174ZM183 148V147H182ZM166 150V148H164ZM152 150V149H151ZM162 150V149H161ZM170 150H172L171 148L168 150L170 152ZM177 150V149H176ZM159 151V150H158ZM168 151H164V153H168ZM112 152V151H111ZM180 152V151H179ZM159 153V152H158ZM174 153V152H173ZM163 154V153H162ZM177 154V153H176ZM180 155V154H179ZM175 156V155H174ZM173 157V156H172ZM176 159V158H175ZM177 160V159H176ZM178 161V160H177ZM161 165V164H160ZM163 166V165H161ZM69 167V166H67ZM164 167V166H163ZM167 166H165L166 168ZM49 168V167H48ZM151 168V167H150ZM157 168V167H156ZM164 168V169H165ZM163 168L161 167H158L156 170H164ZM155 170V169H154ZM159 172V171H158ZM162 172V171H161ZM184 173V172H183ZM173 174V173H172ZM199 175V174H198ZM179 176V175H178ZM75 182H81V183H85L86 184H94V188H90L91 191L89 194H84L82 196H79L77 194V192L73 189H71V183H75ZM169 183H179V186H180V204L178 207L176 208H173L171 206V203L169 202V197H165L164 193L165 190H164V185H167ZM84 185V184H83ZM36 187V186H35ZM33 187V188H35ZM192 187V186H191ZM194 189V188H193ZM192 189V190H193ZM88 191V189H87ZM187 191V190H186ZM179 192V193H180ZM187 193V192H186ZM81 194V192H80ZM234 194V193H232ZM239 197V195H236V197ZM15 197V198H16ZM159 197H162L161 199ZM233 197V196H232ZM235 197V198H236ZM231 198V197H230ZM234 198V197H233ZM232 199V198H231ZM235 200V199H234ZM245 200V199H244ZM236 201L238 202V199H236ZM241 201V200H240ZM13 202V201H12ZM17 204V206H18ZM12 205V204H11ZM101 209V217H96L94 214L96 212L97 209ZM242 210L243 213L246 212L247 210V207L244 206L242 207ZM203 214H206L207 216H209V219H207V222H205L204 224L202 223V215ZM243 215V214H242ZM107 221V222H106ZM106 228V227H105ZM108 229V228H107ZM206 229V228H205ZM133 230V231H132ZM96 234V233H95ZM84 236V235H83ZM91 238V237H90ZM28 246V244H27ZM22 248V247H21ZM165 262V261H164ZM165 264V263H163Z\"/></svg>",
	"mask_w": 264,
	"mask_h": 264
},
{
	"label": "rangeland",
	"instance_id": "rangeland-1",
	"mask_svg": "<svg viewBox=\"0 0 264 264\" xmlns=\"http://www.w3.org/2000/svg\"><path fill=\"white\" fill-rule=\"evenodd\" d=\"M129 1H131V0H128V3H127V6L129 7ZM199 1V2H198ZM202 1V0H201ZM212 1H213V3L215 4V2L216 3H218L220 0H209V2H207V0H203L202 2H205L204 3V6H203V3L201 2L200 3V0H197V2H195V3H197V5H199V6H197V5H195V8H196V11H202V12H200V13H202L203 15L205 14V16L207 15V12H208V14L210 15H208L207 16V18L208 19H211L212 20V18L214 19V21L216 20V22L218 21V22H220L221 21V24L223 25V23H224V26H226L227 25V27H224L227 31H228V35L227 34H225V33H223V32H221V34L219 33L220 31H217L216 30V28L214 29V28H210V27H206V25L204 24V22L203 21H201V22H196V21H194V24H195V26H194V24H192L193 23V21H191V23H188V21H189V18H187V17H189L188 15H187V17H184V18H182L183 16L181 15V13H183L182 11H184V16H185V14H187L188 12L186 11V5L183 7V8H181L182 6H177V5H173L174 6V9H173V6L171 5V4H169L171 7L170 8H172L173 10V18H174V16H175V18L174 19H172V17L170 16V14H172L171 13V10H170V8H169V10H168V7H169V5H168V7H167V5L166 6H161V3L160 4H158L159 2H158V0H149V3H153V6L155 7V6H157V8H159L160 6V8L159 9H161L162 11H163V13H162V15H161V13H160V11H159V9H157L156 8V10H157V13L159 14V15H161L162 17H164V18H168V19H164V18H162V17H160L159 15L157 16V13H154V14H148V12H145V13H147V14H145L144 13V11H143V13H142V16H143V18L141 19V16H135V15H127V20L129 19V18H131V20L129 21L128 20V22H137V20L139 19V17H140V19L139 20H145V19H147L148 20V23H153V20L155 19V17H156V20H155V23H151L153 26H155V27H158L159 28V30L156 32V36H155V34H154V36L156 37H152L151 38V35H149V34H145L144 36H146V37H143L142 36V40H143V43H149L150 42V44H144V46H142V45H140L141 46V48H139V52H142L143 54H144V52H145V54L146 55H144L143 56V54L141 53V55H140V61H138V62H140L141 64L139 65V63H138V67H137V60L136 59H134L133 57V60L132 59H130L131 58V51L129 52L128 51V55L130 56H128L127 58H128V60H127V58H126V60L124 61V63L126 64H128L129 66H131L130 68H132L133 69V67H134V69L135 68H139V69H143L144 71H148V73L146 74V73H144L143 71H141L140 73H137L136 74V72H135V70H132V73L134 72V74H132L131 72H129V71H131V70H129L130 68H129V66H127V64L126 65H123V68H125L124 69V73H126V74H128V75H125V78H126V76H128V79L126 78H124V76H123V78L125 79H123V81H125V86H129V87H131L132 88V90H134V92L135 93H137L138 94V96H141V99H142V96H143V99H146V96H149V97H147V99H150V98H155V100L156 99H158L157 101H159L158 103V105H157V108H159V109H156V110H160V112L159 113H161V114H158V111H157V120H159L160 121V116H162V118H161V120H163V121H161V122H159V121H157V124H158V122H159V124L157 125V127H158V138L155 140V141H152V143H150V141H148L147 139L149 138V137H147L146 135L147 134H145V132H147L148 130H147V127L146 126H144V124H140L139 126H138V128H136V129H134V131L135 132H138L139 131V133H141L140 134V136L138 135V133H136V134H134L133 135V133H135V132H133L132 133V135L130 136V134L131 133H128V132H125V134H124V137H126L125 139H127V137L129 138V139H127V140H129V141H127V140H125V141H123L122 139H124V137L121 139H118V140H116V143L115 142H112V144H114V145H112L111 147H110V155H111V163H112V168H111V170L114 168V172L113 173H116V174H118V175H121V176H126V177H129V178H137L139 181L141 180H144V181H147V180H149L150 178H152V177H158V174H156V173H163V172H167L170 176H173V177H175L176 179H178V180H180V181H182L183 182V180H185L184 182L187 184L186 186H187V189H185L184 191H185V194L187 195V198H186V204H187V207H186V209L187 210H189V209H191V207L193 206V203H192V201L190 200V196H191V191H194L195 190V187L193 186V184L192 185H189V184H191V183H193L194 181H196L198 178H201V179H206V180H208L209 181V183H210V193H211V195H212V198H214V199H217V198H219L220 199V203H219V205H220V209H221V211L219 210L218 211V213L219 212H221V213H219L220 215L219 216H217L215 219H212V220H210L211 222H207V219H209V216H207L206 214H203L202 215V217H203V219H202V223L204 224L205 222H207L208 223V225H206V229L204 228V231H203V233L194 241V242H190L187 246H186V248L184 249V250H182V251H180V252H178L177 254H175L174 256H172L171 258H169V259H167V260H163V259H161L160 258V256L158 255V254H156L154 257H153V260H152V262H148V264H163V263H165V264H177L181 259H182V257L185 255V254H187L188 252H190L191 250H192V248H194V247H198V248H203V249H205L209 244H211V243H213V242H215L216 241V239L218 238V237H220L221 235H224L225 233H226V230H225V227L228 225V224H231V223H235V222H237L238 221V218H239V216L240 215H244L245 214V212L243 213V211L244 210H242V207H244V206H246L247 207V201L246 200H244L241 196H237L236 197V194H232L233 193V191H230L229 189H227V188H225L224 187V185L222 184L223 183V180H224V178L226 177V175L228 174V171H229V165L231 164V161L233 160V159H235L239 154H236V153H232V148L233 147H235V146H240V147H242V149H243V152L244 151H250V150H253V149H256V150H260V154L262 155V156H264V111L263 110H258L259 108H256V107H253L252 109H249V110H245L244 111V113H243V110H242V113H240V115L242 114V120H240L241 119V116L239 115V117H238V121H237V119L236 120H234V119H232L231 121L229 120V122H227L228 120H223V122H225V123H223L222 121H218V118H216V119H214V118H212L211 116L212 115H214L215 113H212V111H209V112H211V116L209 115V112H208V110H205V109H201V107H197V106H194L193 104H190L189 106H188V104L189 103H187V100H189L188 102H191V98H192V92H191V96H189V95H187V94H189L190 92H184L185 91V89L187 90V89H189V91H191L190 90V88H193V87H195V85L196 86H199L201 83H200V81L198 82V80L197 81H194L195 79H193V80H191L192 81V83H191V81H190V79H192V78H190L189 79V77H186L185 76V79H187V81H190L189 83H187V85L186 84H182V85H179L178 83H179V81H180V84L183 82L184 83V81L185 82H187L185 79H184V77H183V75H185V74H183V72H182V74H181V71H179V70H182V67H187V71H188V69H190V70H195L196 69V67H197V71H199L200 73H201V75H203L204 74V72L206 73V74H208V76L205 74L204 76H207V77H209V80H210V78H211V84H214V85H216V83L218 82L219 83V85H220V82H223V81H220V80H222L223 78H226L227 77V80H226V82H225V80H224V84H225V86L226 85H228V83L231 81V83H234L235 81L234 80H236L237 82H239L241 79V76H243V74L244 73H246L245 74V76H243L242 77V80H243V78H246L247 79V81H249V83H252V84H256V82H257V80H258V77H260L262 74H263V76H264V71L262 70V69H264V31H262V30H264V20L263 21H261L263 18H264V14H262L261 13V11H263V13H264V0H262V1H258V0H255V1H257V4H255L256 2H254V0H252V1H250V0H248V2L246 1V0H229V1H226V0H223L222 2H219L220 3V6H221V8H220V6H217L218 4H215V6L213 5V3H212ZM224 1L225 2H231V3H233V2H235L234 4H230V3H225V8L223 7L224 5H223V3H224ZM238 1H241V3H245L244 5H243V7L241 6V7H239V8H241L240 10L238 9V7H236V6H240L241 4H239V2H238V4H237V2ZM245 1V2H244ZM250 1V2H249ZM156 2H158L157 4H156ZM212 4H211V3ZM263 2V3H262ZM0 3H4V4H8V2L6 1V0H0ZM9 3H11V4H8V7H9V5H10V7L12 8H10L9 7V9L11 10L10 12L12 13H14V11L16 10H18L17 12L15 11V13H16V17H15V14H14V16H13V13H12V16L14 17H12L11 19H12V21H13V26L15 25V27H16V34L17 35H19L20 36V38L17 36V38H16V36H15V38H12V37H10V36H8L7 34H5V36H6V38H7V41H8V47H9V52H12L13 51V53L15 52L16 54H17V56L19 57V60H15L14 59V54L13 55H11V53H10V55H11V62H12V68H11V71H13L14 70V72L16 73V72H19V70H21L22 72H24V71H26V72H24V76L25 77H30V76H33L34 75V80H33V82H34V85H33V82L30 84V87L31 86H33V87H29V85H27V84H29V83H24V93L25 94H30V95H28L29 97H35V99H33L32 101H34V100H36V101H34L33 102V104H32V102H31V106L33 107V108H38V109H42V110H46L47 108L45 107L46 106V104H48L47 106H50V103H49V101L50 102H52V103H54V102H56V104L58 105V106H60V107H55V109L57 110V112H62V111H68V112H70V114L72 115V116H74L75 118H78V119H82V120H84V118H87V117H92V116H85L84 117V115L81 113V111H73V110H69V108L67 109V110H64L65 108H63L62 106L64 105V104H60V102L62 103V102H67V97H68V94H69V91L70 90H72V87L73 88H76V87H79L80 86V83H81V87L80 88H77L78 89V91H80L81 89L84 91V90H86L85 91V93H83L82 92V90L80 91L81 92V94L82 95H80L81 96V98H84V99H89L90 97L92 98V97H95L96 96V94L95 93H97V95H98V85H100L99 86V88L100 87H103V88H105L108 84H109V86H107L106 87V90H104V89H102L103 91V94H102V92H100L99 93V95H101V97H103V96H105V98H107V96H110V99H111V97L113 98V97H115L116 95H115V93L117 92V91H115V89L116 90H118L119 89V85L121 84V82L118 80V78L116 79L115 77L117 76L116 75V70L118 69V68H116V70H113V69H115V68H113L112 67V65L113 64H110L109 63V65L110 66H108L107 65V69H105L107 72L109 71V70H111L112 72L114 71V74L111 72L110 73V75L107 73H105V71H104V73H102V74H104V75H99L100 77H101V79H102V81L100 80V77L98 76V75H94V76H90V75H88L89 76V78H88V76H87V74H86V76L85 75H83V74H81V72H74V71H70V69H69V65H70V63H69V61H67V59H66V56H65V51H64V48H61V47H65V45H63L64 44V42H65V40L63 39L62 40V38L60 39L58 36H57V34L55 33L56 32V28H57V23H54V19H56L55 17L53 18L52 16H47V14L46 15H42V13L40 14V13H38V15L36 16V15H34V14H37V13H30V12H28V11H26V10H24V9H22L21 7H19V8H17L18 7V5L17 4H15L14 5V3L13 2H9ZM199 3V4H198ZM207 3V4H206ZM248 3V4H247ZM250 3V4H249ZM251 3H254L255 4V7L256 6H258L257 8H252V6L254 5V4H251ZM155 4V5H154ZM168 4V3H167ZM186 4V3H185ZM202 4V5H201ZM205 4L206 5H212V6H214V7H211V6H208V8L205 6ZM226 4H228V5H226ZM258 4H260V6L258 5ZM13 5V6H12ZM130 5H131V7H129L128 9L130 10V11H132V10H135V9H137L136 7H134L133 8V5L131 4V2H130ZM201 5V6H200ZM223 5V6H222ZM230 5V6H229ZM233 5V6H232ZM247 5H249V7L250 8H252V9H249V8H247ZM15 6H17V7H15ZM177 6V7H176ZM226 6H228V8L226 7ZM235 6V7H234ZM14 7V8H13ZM164 7H165V10H163L164 9ZM179 7V10L177 9ZM197 7L200 9H197ZM201 7V8H200ZM202 7H203V10L206 12H204L203 10H202ZM219 7V8H218ZM222 7H223V9H222ZM230 7H232V8H230ZM254 7V6H253ZM21 8V9H20ZM132 10H131V9ZM180 8L182 9V11L180 10ZM184 8H185V10H184ZM194 8V9H195ZM213 8V9H212ZM216 10H221L222 11V14H223V18L221 19V17H220V14H221V12H219V11H216ZM218 8V9H217ZM235 8H237L236 10H234ZM249 9V10H247V9ZM258 8L260 9L259 11H252V10H254V9H257L258 10ZM206 9V10H205ZM212 11H211V10ZM224 9H228V10H224ZM231 9V10H230ZM232 9H233V11H235V12H237L238 10H239V12L241 13V11L243 12V9H244V14L245 13H248L247 15L245 14V15H242V13L240 14V15H242V16H240V18H241V20H242V18H244L242 21L240 20V18H237V17H239L238 15H239V13L237 12L236 14H235V12H232ZM245 9L247 10V11H245ZM13 10V11H12ZM24 12L23 14H22V12ZM24 10V11H23ZM180 12V14H179V12ZM229 10H230V13H229ZM25 11H26V13L28 14V17H27V14H25ZM161 11V12H162ZM166 13H165V12ZM176 11V12H175ZM210 11V12H209ZM213 11H214V13H213ZM19 12V13H18ZM167 12H170L169 14L167 13ZM175 12V13H174ZM185 12H187V13H185ZM216 12V13H215ZM251 12V13H250ZM257 13L256 15L255 14H253L252 16H251V14L252 13ZM262 14V15H260V13ZM18 13V14H17ZM29 13L32 15H29ZM165 13V14H164ZM177 13V14H176ZM218 13V14H217ZM226 13H228V17L226 18V17H224L225 15L227 16V14ZM259 13V14H258ZM25 14V15H24ZM168 16H167V15ZM178 14H179V16H178ZM216 14V16L218 15V17H216V16H214ZM221 14V15H222ZM19 15V16H18ZM43 16L44 18L47 16V17H50V18H46V19H43L41 16ZM145 15V16H144ZM149 15V16H148ZM163 15H166V17L165 16H163ZM232 17H231V16ZM237 15V16H236ZM18 16V17H17ZM20 16H24V17H21V19H22V21H20L21 19H19L20 18ZM29 16H31V17H29ZM41 18H39V17ZM131 16V17H130ZM133 16H135L136 18H134ZM148 16V17H147ZM153 16V18H151ZM155 16V17H154ZM212 16V17H211ZM230 16V17H229ZM245 16H246V18H245ZM249 16H251L252 18H250ZM256 16V18L254 19V17ZM260 17V18H262L261 20H260V18L258 19V17ZM263 16V17H262ZM27 17V18H26ZM36 17V18H35ZM145 17V18H144ZM171 17V18H170ZM178 17H179V20H177L178 19ZM234 17V18H233ZM249 17V19H247ZM18 20V21H16V19ZM150 18V19H149ZM180 18H181V20H180ZM187 18V19H186ZM217 18V19H216ZM226 20H225V19ZM229 18L231 19V20H229ZM235 18H236V22H237V24H236V22H234V20H235ZM24 19H25V21H24ZM31 19V20H30ZM36 19V20H35ZM40 21H39V20ZM50 19V20H49ZM53 19V20H52ZM157 19H159L160 20V22H162V23H164V24H161L160 22H158L159 20H157ZM162 19H164L163 21H162ZM170 19H171V21H170ZM182 19L183 20H185V21H183L182 22ZM219 19H221V20H219ZM238 19V20H237ZM252 19V20H251ZM17 22V23H15V21ZM28 20V21H27ZM33 21V22H36V25L37 24H39V25H35L34 23H32L31 22V24H30V21ZM52 20V21H51ZM132 20H135V21H132ZM138 20V21H139ZM143 20V21H144ZM147 20H145V22H147ZM152 20V21H151ZM169 20V21H168ZM173 20V21H172ZM177 22H176V21ZM188 20V21H187ZM222 20H224V22H222ZM229 20V22H228V24L226 23V25H225V21H228ZM245 20H249V23L247 22H245ZM254 20H257V21H259V22H261V24L260 23H257V21H254ZM37 21H39V22H37ZM43 21H48V22H43ZM151 21V22H150ZM164 21H167L168 23H166V22H164ZM176 23H175V22ZM179 21H181L180 23H178ZM251 21H253V24H252V22ZM24 22H26V24L24 23ZM43 22V23H42ZM51 22H53V23H51ZM172 22H174L173 23V26H176L177 27V31L176 32H178L179 30H181V32L179 33H177V34H174V30H171V29H175L174 27H172ZM187 22V24L189 25H191V26H193V27H191L190 25V27L188 28V25L187 26H184V24ZM190 22V21H189ZM217 22V23H218ZM231 22H233L234 24H236L239 28H237L236 27V25H234L233 23H232V25H230L231 24ZM239 22H241V24H240V26H239ZM242 22H244L243 24H242ZM27 23H29V24H27ZM48 23H50V24H48ZM158 23H160V24H158ZM165 23H166V25L167 26H162V25H165ZM178 23V24H177ZM198 23H199V25H198ZM204 24V27H203V24ZM246 23V24H245ZM257 23V24H256ZM17 24V25H16ZM25 24V25H24ZM32 24H34L35 26H33ZM177 24V25H176ZM180 24V25H179ZM198 26H197V25ZM201 24V25H200ZM248 24H249V29H248ZM251 24V25H250ZM263 24V25H262ZM19 25V26H18ZM21 25V26H20ZM29 25V26H28ZM30 25H31V27H30ZM55 26V27H52V26ZM160 25V26H159ZM169 25H171V26H169ZM235 26V28H233L234 26ZM243 25V26H242ZM254 25V26H253ZM257 25V26H256ZM261 25V26H260ZM33 26V27H32ZM181 26V27H180ZM197 26V27H196ZM232 27L234 30H236V28L237 29H240V27H241V29H247V30H249V31H246V29L244 30V32H246V35H250V36H252L251 38H249L248 39V37L247 36H245V33H243V30H239V31H241V33L240 32H238L237 30V32L239 33H236V31H232V29H230V27ZM255 28H253V27ZM17 27H18V29H17ZM24 27V28H23ZM30 27V28H29ZM37 27H38V30H37ZM161 27H162V30H160L161 29ZM169 27L170 28V30H169V28H168V34H169V32H171V31H173V33L171 34H167V28ZM172 27V28H171ZM180 27V28H179ZM182 27H183V29H182ZM245 27V28H244ZM260 29H259V28ZM20 28V29H19ZM22 28V29H21ZM41 30H40V29ZM58 28H59V26H58ZM157 28V29H158ZM163 28H165V29H163ZM184 28H186V29H184ZM192 28V32H191V29ZM205 28V32L203 31V29ZM210 28V29H209ZM55 31H54V30ZM196 31H195V30ZM207 29H209L210 31H208ZM251 29H253L255 32L253 33V30H251ZM20 30V31H19ZM31 30V31H30ZM165 30V31H164ZM187 32V30H189V32H187L188 34L189 33H192L193 34V36H194V33H197L196 34V37L194 36V38H192V34H189V35H191V37L190 36H188L187 35V33H185V31ZM215 30V33L213 32ZM230 30L233 32H230ZM252 32H251V31ZM159 31H162V34H161V32H159ZM216 31H217V34H216ZM260 33V31H262L260 34L258 33V32ZM0 32H2L1 30H0ZM53 32V33H52ZM164 32H166V34L164 33ZM204 32V33H203ZM207 32V33H206ZM209 32H213L212 34H216L215 36H214V39H211V38H213L212 36L213 35H211ZM257 32V33H256ZM3 33V32H2ZM157 33H160V34H157ZM201 33H203V39L201 38L202 36V34ZM206 33V34H205ZM209 33V35H207ZM218 33H219V36H218ZM230 33H231V35H230ZM247 33H250V34H247ZM166 36H165V35ZM174 34V35H173ZM178 34L180 35V36H184L185 38H183L182 40H181V38L182 37H178ZM199 34V38H198V35ZM205 34V35H204ZM225 34V35H224ZM236 34V35H235ZM237 34L239 35V37L237 36ZM240 34L241 35H244V39H242L243 38V36H240ZM257 34V35H256ZM163 37H167V39H168V41H167V43L169 44V42H170V39H171V42L172 43H175V41H178V43L179 44H177V43H175L176 44V46L173 44V46H172V44H171V42H170V45H168L167 43H166V41H164V40H167L166 38H162L161 36ZM172 36V38H171V36ZM176 35V36H175ZM187 35V36H186ZM224 35V36H223ZM230 35V36H229ZM147 36H149V39H148V37ZM201 36V37H200ZM207 36V37H206ZM208 36H211V37H208ZM216 36H218L217 38H220V40L219 39H217V38H215ZM225 36H229V38L231 37H234L235 36V38L233 39L232 38V40H233V42H231L230 41V39L229 38H227L226 37V39H225ZM249 36V37H250ZM60 37H62V36H60ZM158 37H160L161 39H158ZM174 37L176 38V39H174ZM180 39H178V38ZM206 37V38H205ZM222 37V38H221ZM237 37H238V39H237ZM19 38V39H18ZM144 38V39H143ZM155 38V39H154ZM170 38V39H169ZM209 38V39H208ZM146 39H148V40H150V41H148V40H146ZM151 39L153 40H159V43H157V40L156 41H151ZM164 39V40H163ZM190 39V40H189ZM193 39H198L197 41L196 40H192ZM199 39H200V41H202L201 43L199 42ZM206 39V40H205ZM212 41H211V40ZM223 39V40H222ZM242 39V40H241ZM248 40V42H247V40ZM252 39V40H251ZM262 39V40H261ZM22 40V41H21ZM25 42H24V41ZM60 40V41H59ZM141 40V41H142ZM144 40L146 41V42H144ZM214 40V41H213ZM228 42H227V41ZM234 40H235V42H234ZM237 40L239 41L238 43H237ZM243 40H246V43H244V41ZM19 41V42H18ZM21 41V42H20ZM64 41V42H63ZM162 41V42H161ZM165 42V44H164V42ZM180 41H182L181 43H180ZM192 41V42H191ZM195 41H196V43H195ZM205 41V42H204ZM208 41H210V43L208 44ZM216 41H218V43L219 42H221V43H219V45H218V43H216ZM152 42H154V44H155V42L157 43V45L155 44H153ZM188 42H190V43H188ZM194 42V43H193ZM199 44H198V43ZM207 42V43H206ZM227 42V43H226ZM251 42V43H250ZM55 43V44H54ZM57 43H58V45H57ZM66 43V42H65ZM142 42H140V44H141ZM161 43V44H160ZM185 43H186V46H185ZM202 43H205V44H202ZM223 43V44H222ZM239 43L240 44H242V43H244V44H242V45H239ZM253 43V44H252ZM17 44H18V46H19V48H17L18 46H17ZM63 46H62V45ZM151 44H153L152 46H155L153 49V52H152V48H147V47H150L151 46ZM167 45L166 46V48H165V46H164V48H163V45ZM189 44V45H188ZM193 45V47H190V49H189V46L190 45ZM201 44V46H197V45H200ZM211 44H213V46L216 48V50L211 46ZM220 44H221V46H220ZM224 44H227V45H224ZM230 44V45H229ZM235 44L237 45V47H235ZM245 44L246 45H250V46H247V47H251V48H247V49H245L244 47H245ZM15 45V47H16V49H13L12 50V47ZM57 45V46H56ZM150 45V46H149ZM161 45V46H160ZM191 45V46H192ZM206 45H207V47H209L210 49H208L207 51H205L206 50ZM209 45V46H208ZM216 45V46H215ZM220 47H218V46ZM222 45H224V47H225V50H224V47L222 46ZM233 46V47H235L233 50L235 51V52H233V50L231 49V48H233V47H230V46ZM239 45V46H238ZM251 45H253V47L251 46ZM158 46V47H157ZM160 46V47H159ZM168 46H169V48H168ZM170 46H171V49H170ZM181 46V47H180ZM214 49H212L211 47ZM244 46V47H243ZM173 47V48H172ZM177 47H179V52L180 51H182L184 48H187L189 51L192 49L193 50V53L191 52V56H190V53L188 52V51H186V49L185 50H183V53L182 52H178L177 54H175L174 53V51L176 52V51H178V48ZM197 47V48H196ZM199 47V48H198ZM201 47V48H200ZM205 49H204V48ZM223 48V50L224 51H220V50H222V48ZM230 47V48H229ZM145 48V49H144ZM149 50V51H147V49ZM157 48H158V50H157ZM168 49V51L170 50V51H172V49L174 50V51H172L171 53H173V55L174 56H177L178 58H176V57H174V58H172V54L171 53H168L169 55V57H171V59L172 60H169L170 58L169 57H166V59L167 60H164V57L163 56H167L166 54V52H168V51H166V52H164V54L165 55H162V53H163V49ZM176 48V49H175ZM193 48H195V49H193ZM217 48H219L220 50H217ZM18 49V50H17ZM63 49V50H62ZM156 49V50H155ZM159 49H162V52L159 50ZM227 49H229V50H227ZM57 50V51H56ZM141 50V51H140ZM191 50V51H192ZM202 50V51H201ZM205 52H204V51ZM210 50V52L208 53V51ZM230 50H231V52H230ZM17 51V52H16ZM156 51V52H155ZM157 51H159L158 52V55H155V54H157ZM165 51V50H164ZM169 51V52H170ZM214 51V52H213ZM219 51V53H217V52ZM227 51H229V52H227ZM236 51H238V53H236ZM155 52V53H154ZM186 52H188L189 54H187ZM221 52V53H220ZM224 52V53H223ZM252 52V53H251ZM260 52V53H259ZM148 53H149V56H150V53H154V58L151 60L150 59V57L149 56H147L148 55ZM205 53H207V54H205ZM224 55H223V54ZM234 53V54H233ZM161 54V55H160ZM171 54V55H170ZM182 54V55H181ZM201 54V55H200ZM222 54V55H221ZM225 54H227V56L225 55ZM233 54V55H232ZM246 54V55H245ZM22 55V56H21ZM231 55V56H230ZM237 55H239V57L237 56ZM27 56V57H26ZM157 56V57H156ZM160 56V57H159ZM182 56V57H181ZM188 56H190V57H188ZM207 56V57H206ZM225 56H226V58H225ZM237 56V57H236ZM250 56V57H249ZM28 58V59H30L31 61H33L34 63H38L40 66H41V68H42V70H40L39 69V72H41V74H32L33 72H31V70H29V69H25L24 68V66H23V61L25 60V58ZM141 57H143V58H145V60L143 61V63H142V60H143V58L141 59ZM146 57H148V59L146 58ZM180 57V58H179ZM186 57V58H185ZM188 57V58H187ZM192 57H194L193 59H192ZM234 57V58H233ZM22 58V60L20 61V59ZM156 58V59H155ZM210 58V59H209ZM226 60H225V59ZM232 58V59H231ZM243 58V59H242ZM244 58L246 59V60H244ZM129 59H130V61H129ZM163 59V60H162ZM173 59H174V61H173ZM197 59V60H196ZM240 59V60H239ZM152 63L154 60H155V62H159V63H161V65H158L157 63H155V62H153L152 64H154V67L152 68V69H150V65H151V63L149 62V61ZM156 60H159V61H156ZM182 60V61H181ZM195 62H194V61ZM201 60V61H200ZM245 62V63H243V61ZM247 60H248V62H247ZM59 61H60V63H59ZM110 61H112V60H110ZM134 62V63H131V62ZM165 61V62H164ZM171 61H173V62H171ZM184 61V62H183ZM198 61V62H197ZM205 61V62H204ZM212 61V62H211ZM258 61V62H257ZM263 61V62H262ZM113 62H114V60H113ZM113 62H111V63H113ZM129 62V63H128ZM147 63V66L149 67V69H148V67L147 66H143V65H146V63ZM169 62H171L170 64H174V66H169ZM181 62V63H180ZM219 62V63H218ZM241 64H240V63ZM250 62V63H249ZM167 65H166V64ZM179 63V64H178ZM209 63V64H208ZM238 63V64H237ZM254 64L256 67H257V71H256V69H255V67H251V66H254V65H252V64ZM163 64V65H162ZM176 64V65H175ZM184 64V65H183ZM193 64V65H192ZM202 64V66H200V65ZM222 64V65H221ZM235 64H237V65H235ZM245 64H248L247 65V68H253L252 70L251 69H247L246 70V68H245ZM134 65V66H133ZM136 65V66H135ZM143 67H142V66ZM158 65L159 66V69L158 68H156V66ZM165 65L167 66V68H165ZM204 65V66H203ZM226 65V66H225ZM235 66V68H234V66ZM243 66L242 67V69H244V70H246L245 72H244V70H242L241 69V66H240V70L239 71H242V72H238V69H239V67L237 68L236 66ZM251 65V66H250ZM22 68H24V69H22ZM55 66V67H54ZM125 66V67H124ZM127 66V67H126ZM162 66H163V68H162ZM176 66V67H175ZM180 66H181V68H180ZM194 66V67H193ZM58 67V68H57ZM67 67V70L65 69ZM142 67V68H141ZM148 69H146V68ZM170 67V70L172 71H166V69H168ZM172 67H174V69L176 68L178 71H179V73H177V74H174V73H176L175 71L173 72V70L174 69H172ZM178 67V68H177ZM188 67H190V68H188ZM205 69H204V68ZM208 67V68H207ZM21 68V69H20ZM40 68V67H39ZM62 68V69H61ZM128 68V69H127ZM192 68V69H191ZM201 68V69H200ZM203 68V69H202ZM232 68V69H231ZM235 70H237V71H235V73H232V75H230V72H233L234 71V69ZM16 69V70H15ZM56 69V70H55ZM60 69V70H59ZM158 69V70H157ZM164 69V70H163ZM175 69V70H176ZM184 70H185V68H183ZM200 69V70H199ZM207 69V70H206ZM208 69H210V70H208ZM214 69V71L216 70V75H215V73H214V71H212ZM223 69V70H222ZM29 70V71H28ZM63 70V71H62ZM128 70V71H127ZM157 70V71H156ZM185 70V71H186ZM189 70V71H190ZM204 70H206V71H204ZM219 70V71H218ZM252 71L251 73L250 72H247V71ZM262 70V71H261ZM45 71V72H44ZM50 71V73H48ZM177 71V72H178ZM196 71V70H195ZM196 71V72H197ZM201 71H203V72H201ZM212 71V72H211ZM222 73H221V72ZM225 71V72H224ZM258 71H260V73L261 74H259V72ZM110 72V71H109ZM143 72V73H142ZM152 72V73H151ZM198 72V73H199ZM211 72V73H210ZM217 72H218V74H217ZM224 72V73H223ZM244 72V73H243ZM253 72H255L256 73V75L258 76V74H259V76L257 77ZM67 73V74H66ZM75 73H78V74H75ZM80 73V74H79ZM131 73V74H130ZM143 75H142V74ZM149 73H151V74H149ZM199 73V74H200ZM214 73V74H213ZM228 73V74H227ZM237 73V74H236ZM240 73V74H239ZM251 75H253V76H251ZM25 74H27V75H25ZM144 74H146V76L144 75ZM148 74H149V76H148ZM154 74V75H153ZM209 74H210V76H209ZM213 74V75H212ZM223 74H227V76L225 77V75H223ZM248 74L250 75V76H248ZM40 75V76H39ZM77 75V76H76ZM79 75V76H78ZM82 75H83V77H82ZM131 75H133V77L131 76ZM220 75H223L222 77V79H221V76ZM230 75V78L228 77ZM237 75V77L240 79H237L235 76ZM240 77H239V76ZM71 77V78H69V77ZM114 77L113 79L114 80H111L110 79V77ZM137 76H138V78H137ZM141 76V77H140ZM144 76V77H143ZM153 77V79H152V77ZM177 76V77H176ZM214 78H213V77ZM215 76H218V77H215ZM234 76V77H233ZM246 76H248V77H250V78H248V77H246ZM73 77V78H72ZM80 77L82 78V80L84 81L85 79V81H87V83H85V81L83 82V81H81L80 80ZM86 77V78H85ZM92 77V78H91ZM108 79H107V78ZM132 77V78H131ZM150 77V78H149ZM159 77V78H158ZM220 77V78H219ZM94 78V80H92ZM96 78V79H95ZM105 78L108 80H106V82H104L105 81ZM135 78V79H134ZM140 78V79H139ZM218 78V79H217ZM229 78V79H228ZM233 78V79H232ZM253 78V79H252ZM254 78L256 79V81H254ZM37 79V80H36ZM39 79V80H38ZM41 79V80H40ZM89 79L90 80H92L91 82H90V84H89ZM130 79H131V81H130ZM139 79V80H138ZM146 79H149V81L148 80H146ZM155 79V80H154ZM176 79V80H175ZM179 79V80H178ZM231 79V80H230ZM79 80H80V83H79ZM104 80V81H103ZM134 80L136 81V82H134ZM214 80V81H213ZM215 80H217V81H215ZM219 80V81H218ZM228 80H229V82H228ZM241 80V81H242ZM250 80H253V81H250ZM39 81V82H38ZM99 81H101V82H99ZM111 81H119L118 82V84H116V86L111 82ZM137 81H139L138 83H137ZM142 81H144V82H142ZM158 82V81H160L159 83H156V82ZM194 81V82H193ZM213 81V82H212ZM245 81V80H244ZM246 81V82H247ZM36 82V83H35ZM42 82V83H41ZM77 82V83H76ZM102 82H104V85H106L105 87H104V85H102L103 83ZM112 84H111V83ZM128 82H131V84L132 85H135L136 83L138 84V85H136V86H130L129 84L130 83H128ZM134 84H133V83ZM151 82H152V84H151ZM169 82V83H168ZM175 82V83H174ZM254 82V83H253ZM41 83V84H40ZM72 83L74 84V83H76V84H78L79 86H77L76 84H74L73 86H72ZM97 83H98V85H97ZM102 83V84H101ZM126 83H128V85L126 84ZM193 83H195L194 85H193ZM198 83V84H197ZM200 83V84H199ZM227 83V84H226ZM231 83H229V84H231ZM48 84V85H47ZM82 84H83V86H82ZM122 84H124V82L122 83ZM139 84H144V85H139ZM150 84V86L149 87H153L152 89L154 90V92H152L153 90L150 88V91L151 92H149V94H148V91H149V87H146V86H148ZM175 84H176V86H175ZM189 84V85H188ZM222 84V83H221ZM27 85V86H26ZM41 87H40V86ZM76 85V86H75ZM91 87H90V86ZM94 85H96V86H94L95 88H93V86ZM146 85V86H145ZM172 85H174L173 87H172ZM186 85V87L184 88V86ZM34 86L35 87H38V88H35V90H33L34 89ZM49 86V87H48ZM87 86H89V87H87ZM137 86H139V87H137ZM142 86V87H141ZM146 88H145V87ZM177 86H180V87H178V88H180L179 89V91L181 90H183V93L182 92H179L178 91V88H177ZM183 88H182V87ZM191 86V87H190ZM201 86V85H200ZM222 86H224L223 84H222ZM254 87H255V85H253ZM27 87V88H26ZM48 87V88H47ZM97 87V88H96ZM112 87H113V89H112ZM167 87H170V88H167ZM176 87V89H177V91L176 92H174L173 93V91H175V90H173L174 88ZM188 87V88H187ZM68 88V89H67ZM84 88V89H83ZM85 88H92L93 90H95L96 92L94 93V91L92 90V89H90V90H88V89H85ZM108 88V89H107ZM110 88V89H109ZM136 88H137V90H136ZM139 88V89H138ZM100 89V90H101ZM148 89V90H147ZM173 90L172 92L170 91V90ZM27 90V91H26ZM32 90V91H31ZM76 90V89H75ZM107 90L109 91H111V90H113V91H115L114 92V94L112 93V91L110 92H107ZM170 91V94H168L169 92L168 91ZM93 91V92H92ZM104 91L105 92H107L106 93V95H105V93H104ZM147 91V92H146ZM157 91H158V93H157ZM256 91V90H255ZM255 91H254V93H255ZM90 92H92V96H91V94H89L88 95V93H90ZM138 92H140V93H138ZM178 92L180 93L179 95L180 96H182L183 94L185 95L186 93V95L184 96V97H180L179 95H178ZM60 93V94H59ZM109 93V94H108ZM150 93L151 94H153L154 96H160L159 98L157 97H154V96H152V95H150ZM155 93H157L158 95H156ZM177 93V94H176ZM44 94V95H43ZM160 94V95H159ZM172 94V95H171ZM35 95H37V96H35ZM84 95H86V96H84ZM112 95H114V96H112ZM146 95V96H145ZM165 95V96H164ZM167 95H168V97H167ZM171 95V96H170ZM84 96V97H83ZM90 96V97H89ZM191 97L190 99L188 98V97ZM36 97H37V99H38V101H37V99H36ZM164 99H163V98ZM178 97V101H177V99L176 98ZM187 97V98H186ZM66 98V99H65ZM161 98V99H160ZM170 98V99H169ZM172 98V99H171ZM181 98H182V100H181ZM184 98H185V100H184ZM103 99H104V97H103ZM109 99V97L107 98V99H104L105 101H107ZM163 99V102H165L164 104H163V102L161 101ZM174 99V100H173ZM39 100H40V103H42V104H44V105H42V106H39L38 104H39ZM41 100H42V102H41ZM53 100H54V102H53ZM55 100H57V101H55ZM165 100V101H164ZM170 100V101H169ZM176 100V101H175ZM170 102V104L169 105H171V106H169L168 105V103ZM172 101H173V103H172ZM183 101V102H182ZM46 102V103H45ZM108 102V101H107ZM162 102V103H161ZM176 102V103H175ZM177 102H179V103H177ZM186 102V103H185ZM38 103V104H37ZM183 103V104H182ZM55 104V103H54ZM176 104V106H174ZM178 104V105H177ZM41 105V104H40ZM165 105V106H164ZM179 105L181 106V107H179ZM187 105V106H186ZM192 105H193V107L194 108H196V110L192 107ZM166 106H168L167 108H165ZM174 106V107H173ZM43 107V108H42ZM162 107H164V108H162ZM176 107V108H175ZM182 107H184L183 109H182ZM87 107H85V110H87L86 109ZM173 108H175V109H173ZM178 108H180V109H178ZM189 108V109H188ZM256 110H255V109ZM166 109V111L169 109V110H171V109H173V110H171V111H167V113H166V111H164ZM178 109V110H177ZM193 109V110H192ZM198 109H200L201 111H199ZM48 110V109H47ZM55 110V111H56ZM175 110H176V112H175ZM182 110V111H181ZM197 110H198V114H197ZM254 110V111H253ZM163 113H162V112ZM179 111H181L180 113H181V116H180V113H179V116L177 115L178 114V112ZM185 111V112H184ZM186 111H188V113H186ZM192 112V114H191V112ZM205 111H207L206 113H205ZM260 111V112H259ZM168 112H169V114L171 113V115H169L168 114ZM173 112H174V114H173ZM239 112H241V110H239ZM248 114L249 112L252 114H249V115H247L246 113ZM254 112V113H253ZM261 112H263V113H261ZM164 113H166V114H168L167 116H166V114H164ZM175 113H177V114H175ZM185 113H186V115H185ZM195 113V115H193ZM208 113V114H207ZM80 114V115H79ZM183 114V115H182ZM245 114V115H244ZM81 115H83V116H81ZM160 115V116H159ZM176 115V116H175ZM189 115H191V116H193V117H190ZM200 115V117H197V116H199ZM206 115H208L209 117H211L210 119H209V117L207 116L206 117ZM257 115V116H256ZM163 116H165V118L163 117ZM172 118H171V117ZM174 116V117H173ZM185 116V117H184ZM194 116H196L197 118H195L194 119ZM160 117V118H159ZM166 117H168V118H166ZM175 117H179V118H176V121L174 120L175 119ZM181 117H183V119L184 120H180V118ZM187 117H190V118H187ZM205 117L207 118V120L205 119ZM246 117V118H245ZM253 119H252V118ZM255 117V118H254ZM258 117V118H257ZM198 118H199V120H198ZM202 118V119H201ZM30 118H28L27 119V121H24L22 124H21V126L20 127H17V129H15V131H14V134H13V138H25L28 134H29V132H30V134H31V132H33V133H36V134H38V133H53V134H55V135H58V136H62L64 139H65V141L68 143V145H69V147L71 148V150H72V152H73V156H74V158H73V160L72 161H70V162H62V161H48V162H46V167H45V170H44V175L46 174L45 172L47 171V169H51L53 172H54V168H55V170H56V167H54V165H55V163H59V164H62L64 167L66 166V168H68V169H73L74 168V166H76V165H79V164H81L82 162H84V161H86L88 158V155H89V153H90V151H91V147H92V145H93V142H94V139L96 138V136H97V134H95V132H93L91 129H82V131H80L81 129H74V128H72V127H67V128H65V127H59V126H57V125H54V126H50V124L48 125V123H44V124H40L37 120H35V119H31V120H29ZM166 119V120H165ZM171 119H173V120H171ZM177 119H179V121H177ZM187 119V121H188V124L190 125H187V121H185ZM188 119H190V120H188ZM192 119H193V121H192ZM165 120V121H164ZM167 120H168V122H167ZM169 120H171V121H169ZM197 120L198 121H204V124H203V122L202 123H200V122H197ZM206 120V121H205ZM209 120H213V122L214 123H216L217 122V124L218 125H216V124H213L211 121H209ZM173 121H175V123L173 122ZM182 121V122H181ZM189 121H191V123H189ZM197 122V123H195V122ZM208 121H209V123H208ZM216 121V122H215ZM236 121V122H235ZM162 122H164V123H162ZM167 122V123H166ZM179 122V123H178ZM182 124H181V123ZM184 122V123H183ZM192 122H194V123H192ZM210 122H211V125H209L210 124ZM240 122V123H239ZM64 125H66V121H63L62 122ZM140 123H143V121H140ZM170 123V124H169ZM176 123H177V126H176ZM208 123V124H207ZM221 123H223L222 124V126H219V125H221ZM167 124V125H166ZM171 124H173V125H171ZM175 124V125H174ZM179 124H181L180 126H179ZM207 125H208V129L206 128L207 127ZM215 126V128H218L219 127V129H215L214 127H212V126ZM238 125V126H237ZM160 126V127H159ZM162 126V127H161ZM165 126V127H164ZM170 126V127H169ZM183 126V127H182ZM206 126V127H205ZM211 126V127H210ZM139 127H140V129H139ZM141 127H143V128H141ZM146 127V128H145ZM182 127V128H181ZM194 127V128H193ZM196 127V128H195ZM200 127H202V129L200 128ZM165 128V129H164ZM181 128V129H180ZM204 128V129H203ZM210 128V129H209ZM211 128L213 129V130H211ZM227 128V129H226ZM163 129V131L165 132H163V134L165 135H163L162 134V131L161 130ZM168 129V130H167ZM183 129V130H182ZM184 129H185V131H184ZM102 130H106V128H104V127H102ZM138 130V131H137ZM143 132V131H145V132H141V131ZM169 131V132H167V131ZM174 130H176V131H174ZM178 130V131H177ZM180 130V131H179ZM198 130V131H197ZM211 130V131H210ZM193 133H192V132ZM216 131V132H215ZM93 132V133H92ZM169 134L170 133V135H168L167 133ZM174 132V133H173ZM178 132V133H177ZM183 132V133H182ZM187 134H185V133ZM207 132V133H206ZM212 132V133H211ZM234 132V133H233ZM148 133V132H147ZM195 133V134H194ZM127 134H129V135H127ZM159 134H160V136H159ZM167 134V135H166ZM205 134H207V135H205ZM136 135V136H135ZM171 135H175V136H177L176 138H177V141L175 142L174 140L176 139L175 138V136H171ZM179 135V136H178ZM142 136H143V139H141L142 138ZM162 136V137H161ZM182 136V137H181ZM192 136V137H191ZM130 137H132V138H130ZM161 139H160V138ZM166 137H167V139H166ZM170 137H171V140H172V138H173V141H170V142H172V143H169V141H167L168 139H170ZM179 137V138H178ZM191 137V138H190ZM194 137H196L195 139H194ZM147 138V139H146ZM163 138H164V140L166 141V142H168V143H166L165 141H163ZM181 138H182V141H180L181 140ZM193 138V139H192ZM133 139V140H132ZM0 140H6V139H0ZM119 140H122V142H117V141H119ZM132 142H131V141ZM146 142H145V141ZM157 140H159V143L160 144H162L163 142V144L162 145H160L158 142H156ZM186 140V141H185ZM148 141V142H147ZM183 141H185V142H183ZM180 142H181V144H180ZM147 143V144H146ZM148 143H149V145H148ZM178 143V144H177ZM153 146H152V145ZM155 144V145H154ZM168 144H170L169 145V147L172 149V150H170V152L168 151L170 148H168ZM151 145V146H150ZM166 145V146H165ZM183 145V146H182ZM149 146V147H148ZM159 146H161V147H159ZM181 146V147H180ZM159 147V148H158ZM174 147H177V148H174ZM183 147V148H182ZM164 148H166V150L164 149ZM168 148V149H167ZM152 149V150H151ZM162 149V150H161ZM177 149V150H176ZM159 150V151H158ZM112 151V152H111ZM164 151H168V153L169 154H167V153H164ZM180 151V152H179ZM159 152V153H158ZM174 152V153H173ZM163 153V154H162ZM177 153V154H176ZM180 154V155H179ZM175 155V156H174ZM173 156V157H172ZM178 160H176V159ZM163 165V166H161V165ZM67 166H69V167H67ZM165 166H167L166 168H165ZM49 167V168H48ZM151 167V168H150ZM158 167H161V168H165L164 170H156ZM47 168V169H46ZM155 169V170H154ZM184 172V173H183ZM173 173V174H172ZM199 174V175H198ZM179 175V176H178ZM196 179V180H193V179ZM43 180L45 181V177L43 178ZM42 180V182H40L39 184L38 183H35L34 184V186L33 187H35V188H31V186H28V187H26V189H25V191L24 192H26V193H30V194H34V193H36L37 191H38V189L41 187V185H43V183H44V181ZM144 181H142V182H144ZM189 182H191V183H189ZM189 183V184H188ZM84 184V185H83ZM192 186V187H191ZM39 187V188H38ZM95 186H94V184L92 185V184H86L85 185V183H79V182H75L74 184L73 183H71V189H73V190H75L76 192H77V194L79 195V196H82V195H84V194H89L90 193V191H91V189L90 188H94ZM164 187V190H165V192L164 193H166V194H164L165 195V197H169V202L171 203V206L173 207V208H176V207H178L179 206V204L181 203L180 202V200H181V198H180V194H181V192L179 191L180 190V186H179V183H169V184H167V185H164L163 186ZM194 188V189H193ZM87 189H88V191H87ZM193 189V190H192ZM90 190V191H89ZM187 190V191H186ZM21 190H14V191H4V189H3V187L0 185V199H2V200H6V201H9V202H11V204H10V208H13V209H15L16 207L18 208V207H20V206H22L23 205V202L22 201H20V200H18L17 199V197L16 196H18L17 194L20 192ZM80 192H81V194H80ZM180 192V193H179ZM187 192V193H186ZM234 198H233V197ZM16 197V198H15ZM122 197H123V201H125V208L123 209V212H122V219H121V222L122 223H120L118 226H117V229L116 230H112L113 228H111V227H109L110 225H108V224H106V225H104L103 226V228L102 229H100L98 232H95V233H92V234H90V235H87L86 233H84L83 235L84 236H82L81 238H83L86 242H89L90 244H91V248L89 249V250H87L86 252H85V254H86V263L85 264H93L95 261H97V262H100V261H102V260H104V259H106L110 264H145V263H143L142 262V260H143V258L145 257V252H146V248H145V246L144 245H142V243L140 242V240H139V238H140V227H139V224H138V222L136 223V226H135V229H134V232L133 233H131L130 232V230H128V228H127V226H126V224H127V222L131 219V217H133V216H135V217H137L138 215H145L146 214V209H147V206L148 205H150L149 203H146V204H144V205H138L137 203H136V201L134 200L135 199V194L134 193H132L131 191L129 192V191H124V190H122ZM232 199H231V198ZM236 197V198H235ZM160 199L162 198V197H159ZM235 199V200H234ZM236 199H238V202L236 201ZM241 200V201H240ZM13 201V202H12ZM20 201V204L22 203V205H20V204H18V202ZM13 204H16L15 206L13 205ZM17 204H18V206H17ZM20 205V206H19ZM16 208V209H17ZM247 211H248V209H247ZM246 211V212H247ZM71 214H69V216L68 217H66V220H64V221H61V222H54L53 224H52V228H51V230L49 231V233L47 234V236H45L42 240H40L41 241V243H39L38 241H28V242H26V245H24V246H22V244L19 242L20 240H19V238H15V239H11V240H8V239H6L5 241H3V242H0V253H2V252H4V251H7L9 254V258H10V260L12 261V262H14V263H19L21 260H23L24 258L26 259V258H30V257H32V255H36V254H44L46 251H48V252H50V254H51V256H52V258H51V264H59V262H56V257H55V250H54V247H52L53 245H54V243L56 242V240H58L59 239V237L60 236H62L63 235V232L65 231V230H67V229H69L70 228V225H74V224H76L75 223V221L78 219V218H82V221H81V224H84L85 226H89V224L91 223V219H90V217L88 216V215H84V216H86V217H83V216H81V217H78V216H76V215H72V216H70ZM96 217H101V209L99 208V209H97L96 210V212H95V214H94ZM107 222V221H106ZM106 227V228H105ZM108 228V229H107ZM133 231V230H132ZM105 236V237H104ZM91 237V238H90ZM102 240H103V242H102ZM27 244H28V246H27ZM44 245H46V246H44ZM22 247V248H21ZM85 249H87V247L85 248ZM165 261V262H164Z\"/></svg>",
	"mask_w": 264,
	"mask_h": 264
},
{
	"label": "built area",
	"instance_id": "built-area-1",
	"mask_svg": "<svg viewBox=\"0 0 264 264\" xmlns=\"http://www.w3.org/2000/svg\"><path fill=\"white\" fill-rule=\"evenodd\" d=\"M11 68L8 41L5 34L0 32V73ZM242 150V147L235 146L232 148V153L240 154ZM73 158V152L65 139L53 133L39 134L33 141H27L26 137L0 140V185L5 192L25 191L28 179L32 178L42 182L45 177L43 172L46 162L58 160L70 162ZM236 181L242 183L244 179L236 176ZM232 239L233 237L229 235L228 258L225 264H255L249 252L233 243ZM82 244H87L88 249L81 248L80 245ZM89 247L91 244L86 241L83 242L76 229L72 228L65 232L64 242L54 248L55 257L61 261H67L70 254L84 257ZM8 254L7 251L0 253V264H44V260H47L50 252L32 255V257L21 260L19 263L10 261ZM93 264L110 263L104 259L100 262L95 261ZM177 264L186 263L180 261Z\"/></svg>",
	"mask_w": 264,
	"mask_h": 264
},
{
	"label": "crops",
	"instance_id": "crops-1",
	"mask_svg": "<svg viewBox=\"0 0 264 264\" xmlns=\"http://www.w3.org/2000/svg\"><path fill=\"white\" fill-rule=\"evenodd\" d=\"M39 134L41 133L31 132L30 134L29 132L26 140L33 141ZM236 176L242 177L244 181L238 183ZM40 182V180L35 181L30 178L27 181V187L33 188L35 183L39 184ZM222 184L247 201L248 211L246 210L244 215H240L237 222L228 224L225 227L226 233L218 237L215 242L209 244L205 249L192 248L180 261L186 264H225L228 258V236L231 235L232 242L249 252L255 264H264V156L260 154V150L253 149L247 152L242 150L231 161L228 174ZM83 217L86 216L83 215ZM81 221L82 218H78L75 221L76 224L70 225V228L63 232V235L56 240L52 247L60 246L64 242L65 232L72 228L76 229L79 238L85 242L81 237L88 226L81 224ZM80 247L88 249L87 244H82ZM51 258L50 254L47 260H44V264H51ZM56 262L59 264H85L86 256L79 257L70 254L67 261L56 259Z\"/></svg>",
	"mask_w": 264,
	"mask_h": 264
}]
</instances>
